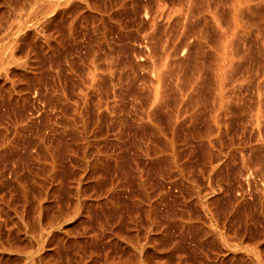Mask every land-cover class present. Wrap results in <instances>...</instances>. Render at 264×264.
<instances>
[{"label": "rangeland", "instance_id": "1", "mask_svg": "<svg viewBox=\"0 0 264 264\" xmlns=\"http://www.w3.org/2000/svg\"><path fill=\"white\" fill-rule=\"evenodd\" d=\"M63 1L58 3V6L60 8H62V9H65V6H66V9L68 10L67 6L70 3L68 4L66 0H63ZM94 1H96V0H94ZM100 1H103V2H100V3H105V0H100ZM159 2L162 5L165 6L164 7L165 9L166 8L170 9V10L173 9L174 11H175V8L178 5L177 4L178 0H159ZM63 3H66V4H63ZM107 3L109 4V6L107 5V7H114L115 8V5H114L112 0H110V1L108 0ZM92 4H93V1H92ZM101 5L103 7L105 6L103 4H101ZM70 6L71 5H69V10H70ZM92 6H94V5H92ZM262 6L260 7L261 9H260L259 15H262V13L264 14V12H262L264 10V8H263L264 6L263 7ZM81 7L82 6L79 5V3H76V6H74L75 9L72 10L73 13L71 11L69 12L70 16H73V15L75 16L76 14L78 15L79 12H77L76 10H78V9L81 10ZM2 8H4V5H3ZM75 11L77 13H74ZM7 13H9V12H7ZM65 15L67 17L69 16L68 13H66ZM70 16L68 17L69 19L67 17H63V18H65L64 20H63V18L57 19L58 21L59 20H61V21H59L60 23L58 21H55V23H53V25L57 28L55 30L52 29V27L53 28H55V27L50 24L48 26V28L50 27L48 31L49 32L52 31V32L49 33L48 31H46L48 34H45L46 32H44V33L42 32V31H45V29L47 30L48 28L47 27L43 28L45 26L41 27V30H42V28L44 29V30L41 31L42 35L45 34V36L48 37L49 35L52 36V33L54 34L56 32V36L54 34V36L48 37V40H47V39H45L47 37H44V36L42 37L41 34H40L41 37L39 36V33H41V32H40V29H38L39 32L37 33V35L40 38L39 42L37 44L35 42H32L31 46L33 45L32 46L33 48L32 47L31 48L30 47L20 48L21 50H19V52H18L19 53L18 57L19 56L20 57L23 56L21 58H24V59L28 58L29 59V60L27 59L28 62L33 60L32 63H33V66L35 67V71L37 72V76L36 77H32L31 76L30 78H27L26 83L28 82V89L31 90V95L29 93L30 97L28 96L26 104L25 105H21V104L20 105H12L10 103H1L0 104V141L2 140L1 139L2 137L4 138L6 136L5 140L6 139H7V141L10 140V143H11V144H9V142H8V144H9V147H8L9 152H7V153H10V154H6L5 153L6 155H8V157L6 155H4L5 157H3V154L1 155L2 157L0 156V196L2 197V198L0 197L1 198L0 199V203L1 202L3 203L4 200L7 201L6 203H3V204L0 205V210H1L0 214L3 212L4 213V214L2 213L3 216L5 214H6L5 215L6 217L8 216V219L6 220V217H3L2 214L0 215V222L5 219L4 220L5 222L4 221L1 222V224L3 223L4 227H2L3 225L0 224V229H1V232H2V233L0 232V235L3 234V236H4L3 238L6 237L5 238V242H3V240H4L3 238L0 239V241L2 240V242H0V248L3 249V250L0 249L1 250L0 251V256H1L0 257L1 258L0 261L1 260L5 261L4 259L7 258L6 261L4 262L5 264H13V263L16 264L17 261H18L17 264H20L21 262H23L21 264H54V263L55 264H69V263L70 264H75V263L77 264L78 262H79L78 264H129V262L131 261V257L133 256L132 262H130V264H134V263L143 264L146 259L148 261L146 260L145 262H147V263L149 262L148 264H150V263L153 264L152 262H155L156 264H159V263H157V262H159V260H160L161 264H166V263L167 264H177V263L181 264V263H183V261H184L183 264H264V166L262 165L264 163L261 162V160L264 161V148L262 147V145L264 146V136L263 135L262 136L259 135L260 134L259 129L257 130V128H258L257 126L258 125L255 126V123L257 124L256 117L253 116L254 115L253 111H254L255 107L252 106V105L256 106V104H257L256 100L258 99V97H257L258 95H256V94H258V89H257L258 85H256V83H257L256 80H258V82H260V80H261L262 84L264 85V83H263L264 82V49H263L264 48V45H263L264 41L263 42L261 41L262 43L260 42V40H264V37H263L264 35H261L262 33L264 34V32H263L264 31L263 30L264 29V18L262 19L263 23H262L261 20L258 21V23L260 22V24H258L257 25L258 27H256V29L257 28L258 29L257 30L255 29V31H257L258 33L259 32L261 33V34L259 33V35H260L261 38H263V39H258L260 37H259V35L256 32L255 35H257V38H255V39H257V40H254V42H256L255 43L256 45L254 44V46H255V49H256L255 51H257L258 49L259 50L257 52H255L250 57L251 59L253 58L252 59L253 61L249 60L250 58H248V60H246V61H249V62H246L247 64L245 63V65H249L250 64L251 65V66H249L250 70H249V68L246 69L247 68L246 66L243 69V70H245L246 75H247L248 72H250L249 73L250 74V78L248 76L249 74L247 76L243 74L244 77L246 76L244 78L243 75L241 74L242 72L240 73V75H242V78H241V76L239 74L238 75H239L240 78L238 76H236V77H238L236 79H240V81L242 83L244 81L243 79H246V82L248 84H245L246 83L245 81H244L245 82L244 84L248 85V86L246 87L242 83H241V85H242L241 86L239 84L240 81L236 80V83L241 86V87L238 86L239 88H237V89H239L241 91L235 90L234 88L232 89V95L233 96L235 94H237V95L234 96L233 101H232V102H234L233 103L234 105L231 102L232 106L229 104L230 108L228 107L230 110L227 108L228 111L224 112L225 114L227 113L226 117L224 116L225 115L224 113L221 116L222 118L220 120L223 119L224 121L223 120L220 121V131L219 132L217 131L216 133H214V135L213 134L212 135L210 134L209 136L206 135L207 136V138H206L205 134H207V132L204 133L205 132L204 131L203 132L204 134H203L202 131H201L203 126H204V124H205V121H204L205 118L202 116V117L198 118L196 122H195V120L193 122V120H191L190 116L189 117L187 116L188 118L185 117L189 121H186V119L184 117H182L180 119L181 121L185 120L184 122L176 120L175 117L172 115V111L176 107L175 104L173 103V107L175 106L174 108L171 105L170 107L166 106V107H164L162 109V111H164V112L166 111V112L165 113L162 112L164 115L162 114L163 116H160V117L163 118L165 115L166 116L168 115L167 117L166 116L164 117L165 119L164 118L162 119L160 117L157 118L158 119L157 122L159 124V127H160V129L163 130V132L159 133V134L158 133L156 134L159 137L157 136V137L154 138V136H156V135L152 134L153 137L150 138L151 133H148V132L144 133L143 131H141L142 128L140 129V127H139V128H137V130H134V129H136L135 127H137L140 124V120H139V123L136 124L138 122L137 120L140 119V114H139L140 113L139 112L140 109H139L138 105L140 104L141 107H142V104L145 103V97H144L145 95H144V93L147 95V93H148L147 89L149 88V85H150L149 81H151V76L149 75L150 71L148 70L149 69L148 63H147V61L145 62V60H147V59H145L144 56H142L141 52H139V51H142L141 50V46H139V43L136 40H134L133 38H130V39L129 38H127V39L124 38V39H122L123 36H121V40L119 42L118 39H120V36H119L120 34L116 33L117 31H116V29L114 30V28H113L114 26H110V28L112 27L111 29L109 28L110 31L108 29L106 41L108 42V40H109V42L108 43L104 42L105 38L104 39L102 38L103 40L100 39L99 35H100L101 32L98 33L103 27L100 25L102 27L101 28L98 25V23H97L98 28H101V29L97 30L98 29V28H96L97 25L95 27V24H94V22L96 23V20L94 18H93L94 20H92V16L91 15L90 16L88 15L90 19L88 17H86V18L83 17V18H85V20H82V21H84V22L86 21V24H84V22L79 23L82 18L81 17H80V19L78 18L79 19V20H77L78 22L77 23L75 22V24L77 26L76 27L73 26V29H72L71 28L72 26L69 27V25H71L69 22H72V21H69V20H71V18H74V16L73 17H70ZM5 18H7V14H6ZM5 18H3V19L5 20ZM3 19H2V23L5 24L6 20L3 22ZM67 19H68V21H67ZM165 19L163 18V19H161L162 21H160L163 25L167 24L166 21H168V20H167V18H165ZM88 20H91V22L94 21L93 24L90 21H88ZM164 21H165V23H164ZM259 28L261 29L260 31H259ZM71 31H72V33H71ZM111 31H115L113 33V35H109V32L112 34ZM97 34H99V35H97ZM57 35H58L59 38L57 37ZM53 37H57L58 40L61 39L60 42L58 41L60 45L58 44V46H57L58 42L57 41H53L54 39H56V38L53 39ZM49 39H50V42H52V41L54 43L56 42V45H55L56 48L54 47L56 49L55 51L51 50V49L47 50L48 47H45V43H46V46H47V44L49 42L47 43V42H44L43 40L49 41ZM51 39H53V40H51ZM116 39L118 40L117 43H120L119 46L121 45L120 48H119V46H116V45H118L117 43H115L117 41ZM98 40H101V42L104 43V45L101 44L100 41H98ZM110 41L114 42V44L112 43L113 44L112 45L110 43ZM41 42H43L44 44H42ZM89 42H90V46H91L92 43H94V45L92 44V46L90 47V49L92 48L91 50H93L94 46H95L94 48L99 47V49H95V50L98 51V55L101 53L99 56L101 57L100 61L102 60L101 63L102 64L105 63V64H103V66H107L106 64L109 63V62H107L109 60V57H111L109 55H116V54L117 55L119 54V55L118 56L116 55V57L112 56L111 59H110L111 61H112V58H113V60H115V58L118 57L119 61L123 62V60H124V63L127 62L128 64L125 66L127 68H123V66L121 67L120 62L118 61L119 69H117V68H115V66L117 65V62L114 63L116 65L113 64L112 67H114V68H112V69H115V70L117 69V72L115 70H114L115 71L114 72L112 69H110L111 67L110 68L109 67H106V68L104 67V70H102L101 80H99V81H101L100 82V87H98L99 86V82H98V86H96V87L99 88V90L102 92V94L104 92L105 93L106 92L109 93L110 91H111L110 92L111 94L107 95V93H106V96L104 97V94H105L104 93L102 95L103 98H100L102 96L101 95H97L99 93V91L97 92L95 89L98 90V88L95 87V89H94L95 91L93 90L92 91L93 93L90 92L91 95H89V97H90L89 104L93 100L92 101L93 103L90 104L91 105L90 106V110H91L92 106H95V104H96V107H94L92 109H96V111H97V107H99V105L102 106L101 109L102 108L105 109V114L107 113L108 110H110V112L108 111L109 112L108 114H110V116H108V118L105 117V121H106V119L109 121L107 123H110V120H111V117H112L111 115H114L116 113L115 117L113 116L116 119L111 120V123H110V124H112L113 122H116V123H114V127L116 129H114V127L112 129V125H111L110 130L107 128L106 129L107 131H106V130H104L107 127L106 125L109 126L110 124H107L104 121V122L100 123L101 125L100 124H96V125L100 126V127H98V126H96L94 124V122L92 120H90L93 123L89 124L90 125V129H89V131L87 133V136H82L81 134L80 135L76 134L73 131V129L71 128V126L73 128L76 126V124L78 123L79 119L77 117V114H75V112H72L69 109H71V103L73 104V99H75V97H77V95H78L77 93L84 86L83 85V83H84L83 81L86 79L84 77H86V75H87V72L85 73L84 71L88 70V66H90L89 64H91V62L89 63V61L92 60V54H91L92 51H91V53H90V51H88V50H90V49H88V47H89L88 43ZM258 42H260L262 45H260V43H258ZM98 43H99V45H96ZM126 43H128L129 45L126 44ZM34 44H36V45H34ZM107 44H109L110 46L109 45L107 46ZM102 45H103V48H101ZM123 45H126V46H123ZM134 45H136L135 46L136 48L133 47ZM104 46L107 47V50L105 49ZM111 46L113 48L114 47L115 48L118 47L119 49L116 48V50L119 53H117V51L112 49ZM35 47H37V48H35ZM108 47H111V48H108ZM27 48L29 49L28 50L29 51L28 52L29 55L28 54H24V53L27 52L24 49H27ZM34 48L37 49V50H35ZM85 48H87V49H85ZM122 48H123V50L124 49L126 50V48H127V50H129V51L127 53H126L127 50L122 52L121 51ZM130 48L133 49L134 51L136 49V51L135 52L131 51ZM42 49H44V50H42ZM108 49L109 50L111 49L112 51L114 50L113 54L111 53L112 51L110 50L111 51L110 54L107 55V53H109ZM46 50L49 51V52H50V50L54 51V52H52V53L50 52L49 53ZM105 50L107 52V53H105V55L107 57H105V55H104ZM259 51H261L262 55L259 53ZM133 52L136 53V54H134L135 57L133 56ZM137 52H139V55L137 54ZM21 53H23L24 55L21 54ZM84 54H87V56H85ZM89 54H90V56H89ZM137 55L140 57V59H139V57ZM24 56H27V58L24 57ZM29 56H31V57H29ZM129 56L131 57V59H133V57H134V59H133L134 61H131V59H129L130 58ZM254 56H255V58H254ZM32 57L33 58L36 57L37 61H35L36 59H33ZM83 57L85 58L84 60L82 59ZM21 58H20V60H21ZM128 59L130 60L131 63L133 62V64H135V65L133 66V64H129L130 62H129ZM138 59L140 60V62L138 61ZM254 59H256V61H254ZM104 60H106V61H104ZM125 60H128V61H125ZM142 60L144 61V63L147 66L139 68L141 63L143 62ZM22 61L24 62L25 60L22 59ZM83 61L84 62H88V63H86V65H84ZM136 61L138 63H140V65L139 64L137 65ZM144 63H142L141 66H143ZM83 65L85 67L87 66V69L84 68ZM130 65H131V68H130ZM259 65H260V67H259ZM36 66L38 68H36ZM132 66H133L134 70L132 69ZM135 66L136 67L138 66V67L136 68ZM138 68H139V70L141 72L140 71L138 72ZM144 68H145V70H144ZM107 69H109L108 73L106 72ZM123 69H127V71L129 73L126 70H123ZM130 69H131V71H130ZM135 69H136L137 72L135 71ZM111 70H112V72H111ZM144 71L147 72V73H145V74H147V75H145L146 77L143 76V75H142L143 77L141 75H139V74L143 73ZM81 72L83 74L85 73L84 76H83V74H81ZM110 72H111V74H110ZM118 72H120V73L123 72V74H120ZM124 73H125L126 76L124 75ZM103 74H106V75L109 74L110 76L112 75V77L107 75V76H109V78L108 77L106 78V75H105L104 76L106 78L105 79V78H102ZM129 74L131 76L133 75L134 76L133 78L135 80L138 79V81H139L138 84L141 87L140 86H136L138 84H135V80L134 79L132 80L131 76H127ZM120 75H121V78H119ZM16 76L19 77L18 74ZM20 77H22L24 79V77L22 75ZM123 77H125V78H123ZM127 77H129V80H128ZM130 77H131V80H130ZM254 77H255V79H253ZM258 77L259 78L261 77L262 79L261 78L257 79ZM33 78H35V79H33ZM111 78H113L112 81L110 80ZM251 78L253 79L254 82L256 81V83H253L252 80L249 81ZM82 79H84V80L82 81ZM103 79H105V83H102L104 81ZM118 79H120V80L122 79L123 82H122V80L120 81ZM124 79H127V80L124 81ZM106 81H108V82L106 83ZM131 81H133V83H131ZM146 81H148L147 84L149 83L148 86L145 84ZM111 82H112V84H111ZM117 82L120 83V84H118ZM79 83H81L82 85L80 84V86H79ZM101 83H102V85H101ZM136 83H137V81H136ZM252 83H253V88L251 86ZM103 84H106L105 85L106 87H104ZM116 84L117 85H121V86H118L119 89H118V87L116 88L117 92L114 89V87L117 86ZM122 84L124 86H122ZM144 84L147 87L143 86ZM237 84L235 86H237ZM128 85H131V88L133 87L132 88L133 90ZM134 85L136 86V88L139 89V90L137 89V93H138V91H140L139 93L142 92L140 95L143 98H141V97L138 98L136 96V89L134 88L135 87ZM78 86H79V89L77 88ZM110 86H112L111 87L112 90L114 89L113 91L110 90ZM142 86H143V88L146 87V90H142L143 89ZM243 86H244V88H243ZM249 86H251V87H249ZM254 86L256 87L257 93H256L255 90H251V89H255ZM102 88H104V89H102ZM107 89H109V90H107ZM129 89L132 90V91H130ZM30 90H29V92H30ZM62 90H63V93H62ZM102 90H104V91H102ZM72 91L74 93H76V94H74ZM234 91H236V93ZM252 91H253V93H252ZM3 92L6 95V91L2 90V93ZM101 92H100V94H101ZM114 92H116L117 94H113ZM131 92H132V94H131ZM133 92H135V93H133ZM241 92H242V95L240 94ZM254 92L256 94H255V96L253 98L252 94H254ZM129 93H130V95H129ZM142 94H143V96H142ZM238 94L240 96L244 97V98H246V96H249V95L250 96L248 98L242 100L241 99L242 97L238 96ZM73 95H75V97ZM95 95L99 96L97 98L98 99L100 98V99L99 100L98 99L94 100V98H96ZM109 95L110 96L112 95L113 98L111 99ZM114 95H116V96H114ZM131 95H132V98H131ZM108 96H109L110 99H108ZM237 96L240 97V98H238ZM114 97H115V99H114ZM236 97H237L238 100L236 99ZM91 98H93V99H91ZM105 98H107L108 102L104 101V100H106ZM133 98H135V99L133 100ZM136 98H137V100L138 99L140 100V101L138 100L139 103H137V104H136V102H137ZM101 99H103L102 102L104 101L107 104L110 102L109 100H112V101H111L110 104H108V106H107V104L105 106V104L102 105V102L100 104L99 101ZM253 99L254 100L256 99L255 102H254ZM69 100H71V101H69ZM75 100H74V103H75ZM141 100H142V102H141ZM245 100H248L249 101L248 103H250V104H251V102H253L251 105L250 104L249 105L251 107H253L254 109L253 108L250 109L251 107L248 108V104H246L247 101H245ZM250 100H253V101H250ZM68 101H69V103H66ZM95 101H98L99 104L97 102H95ZM240 101H241L242 105H241ZM119 102H120V104L118 105V108H117L116 106H117V104ZM132 102L135 103V106L136 105L137 106L135 107ZM121 103H122V106H121ZM67 104L68 105L70 104V106H68ZM245 104L247 105V107L244 108L243 106ZM239 105H241V106H239ZM113 106H114V112L115 113L111 112V111H113V109L111 108ZM124 106H126V107H124ZM68 107H69V109H68ZM105 107H110V109L109 108H105ZM167 107L170 110V112L167 111L168 110ZM171 107H172V109H171ZM206 107L207 106L205 104L203 106H201V108H200V110L202 109L201 112H203V113L208 112L207 109L209 110V108L207 107V109H206ZM235 107H238V109H236ZM125 108H127L126 111H125ZM122 109H124V110H122ZM136 109H138L137 112H139L138 113L139 117H138V114L135 113ZM246 110L248 111V113H247ZM68 111H69L70 114H71V112L73 113V117L76 115L75 119H73L71 117L72 114L70 115L69 113H67ZM93 111L94 110H91L90 112H93ZM119 111H121V112H119ZM230 111L232 112V115H231ZM117 112H118V114H117ZM119 113H120V116H121V113H122V115H124V113L127 114V115H125L126 119H127V121L130 120V122L128 121L127 124H126L125 116H124V118H123V116H121L120 118H117ZM166 113H168V114H166ZM228 113H230V114H228ZM249 113H250V115H249ZM67 114H69L70 116H67V119H65L66 118L65 116ZM251 114L254 117V119L251 116ZM170 115L172 117H174V118H172ZM248 115L250 116L249 117L250 119L247 117ZM127 116H128V118H127ZM68 117H70L69 119H72V120L70 121L68 119ZM122 118H123V120H121ZM136 118H138V119H136ZM168 118L171 120V122L169 120H166ZM203 118H204V120H203ZM134 119H136L137 122ZM157 119H155V122H154L155 124H156V120ZM173 119H175L176 123L174 122ZM66 120L71 122L70 125H69L70 127L68 126L67 129L70 128L71 130H69V131L72 134L75 133L76 135L75 134L74 135L76 136V138H77V135H78V137H80V136H82V138L85 137V139L83 138L85 145L89 141L88 138L91 137L90 138L91 142L94 140V143H90V141L88 142L89 143L88 144V147H89L88 150L89 151L87 153H89L91 151L90 153L91 154L93 153L92 155L91 154L90 155L86 154V156L84 157L85 151H84V148H81L82 147V143H83V142L81 143V141L83 139L79 140V139H81V137H80L79 139L77 138L79 140V141H77L75 136L72 135L71 133H69V131L66 129V126L69 123H68V121H67V123H65ZM74 120H76L77 122L73 123ZM116 120L118 121V124L121 123L120 124L121 126L117 124ZM207 120H209V121L206 122V123H209L210 119H206V121ZM119 121H122V122H119ZM161 121H163V122H161ZM166 121L170 122L169 126L171 124L172 128L170 127L168 129L166 127L168 125V122H166ZM253 121H255V123H253ZM251 122H252V124H251ZM104 123H105V126H104ZM161 123L163 125L164 124L165 125L163 126ZM173 123H175V124L173 125ZM181 123H183V124H181ZM194 123L196 125V128L194 126ZM63 124L65 125V127H64ZM79 124H80V122L78 123V125ZM115 124H117L118 126L115 125ZM150 124H152V123H150ZM155 124H152V126L154 125V127L156 128V126H158V124L156 126H155ZM263 124L264 123H262V125ZM124 125L126 127H124L122 129V127ZM206 125H208V124H206ZM209 125H211V122H210ZM253 125L255 126L254 127L255 129L252 127ZM62 126L64 127L65 130L63 129ZM116 126L118 128H120V127L121 128L118 131H115V130H117ZM161 126H163L164 128L161 127ZM175 126H177V127L174 128ZM97 127H98V129H97ZM261 127H262L261 131L264 134V131H263L264 125L261 126ZM100 128H103V131L100 130ZM204 128H206V127L204 126ZM139 129H140L141 132L139 131ZM164 129H167V131L164 130ZM170 129H171V132H170ZM174 129H175V131H174ZM177 129H179V130L177 131ZM92 130L94 132L98 131L97 133H95L97 135L92 134V136H96L95 138L90 136L91 133H94V132H92ZM62 131H65V134L62 133ZM176 131H177V134H176ZM200 132H201V134L204 135L205 138L204 137L203 138L200 137V135H201ZM220 132L221 133L223 132V133L220 134ZM57 133H59V134H57ZM165 133L166 134L169 133V135L165 136ZM197 133H199V134H197ZM161 134H162V136H161ZM257 134H258V136H260L259 139H262V137H263V139H262L263 143H262L261 140L259 141V139L257 137ZM1 135H2V137H1ZM216 135L217 136L220 135V136L214 138V136H216ZM56 136H58L59 139L61 138L60 140H63V141L67 137L66 138L67 140L65 139V141H66L65 145H66L67 148L64 145L62 149L63 150H64V148H66V149L64 151L62 150V152H61V150L59 151V149H54V147L60 141V140L59 141L57 140L58 137H56ZM147 136H149L148 138H150V140L147 138ZM171 136H174V137H171ZM168 137H169V139H168ZM69 138L70 139L72 138L71 139L72 140L71 143H70L71 140ZM73 138L76 141L73 140ZM44 139L47 140V141L45 142ZM86 139H87V141H86ZM204 139H206V140L203 141ZM208 139L217 140V142L216 141L214 142L216 144V146H215V144H213V141H212V145H208V142H207ZM37 140H38V142L36 143L35 141H37ZM68 140H70L69 143H68ZM164 140H165V143H164ZM167 140H169V142ZM43 142H45L44 144L47 143L45 145V147L42 146ZM77 142H80L81 144L79 143V145H78ZM171 142H173V146L171 145L172 144ZM203 142L207 143V145L206 144L204 145ZM30 143H32L31 145L35 144V145H33L34 149H32L33 147L32 148L29 147V146H31ZM67 143H68V145H70V147L67 145ZM74 143H77V146H75ZM166 143L170 144V146L168 144L167 145L170 148L173 147L175 150H173V148L170 150V148L167 145H165ZM36 145L39 146L37 149H35ZM73 145L76 148L73 147ZM85 145L83 144V146H85ZM164 145L166 146V148H165ZM52 146H54V147H52ZM78 146H80L81 150H77ZM96 146L98 148H100L105 154L102 151L98 152L100 149L96 150V153L98 152L96 154L95 153V149H98ZM145 146H147V147H145ZM175 146H177V147H175ZM209 146L211 148H209ZM11 147H12V149H11ZM47 147L53 148L54 150L53 149L50 150V148H48V151H49V153H48V151L46 149ZM68 147L70 148V150H72L74 148L76 150H72L73 152H71ZM71 147H72V149H71ZM39 148H40V150H39ZM162 148H163V150H165V149L166 150L163 151V150H161ZM205 148L206 149L209 148L208 150H210V151H207ZM212 148H213L214 152L212 151ZM82 149H83V151H82ZM44 150L48 154L45 153ZM67 150H69V151H67ZM92 150H93V152H92ZM169 150H170V152H172V150H173V153H170ZM37 151H40L41 153L40 152L38 153ZM55 151H56L55 160H53L52 159L53 155H54L53 153ZM57 151H59V152H57ZM66 151H67V153L71 152V154L73 155L72 157H74V158L76 157V158L73 159L71 157V154L70 153L67 154ZM79 151H80V153H79ZM157 151H158L159 155L157 154ZM50 152L53 154L52 156H51ZM60 152H61V154L63 152L65 154L60 155L59 154ZM164 152H165V154H167V153L168 154L165 156ZM212 152H213V154L214 153L215 154L213 155ZM161 153L164 154V157H162ZM222 153H223V155H222ZM44 154L46 155V157H45ZM79 154H82V155H79ZM98 154H99V156H98ZM205 154L211 155V158H209L210 156L208 157L209 161L207 159H205L208 156V155H205ZM217 154L218 155L220 154L221 156H223V157L225 156V157L224 158L223 157H219ZM224 154H226V155H224ZM9 155H11V156H9ZM67 155L68 156L70 155V156L67 157ZM87 155L90 157V159H88L89 157L87 158ZM100 155L101 156L103 155V157H105V156H107V157H105L104 160H103L102 159L103 157H101ZM156 155H158V156L161 155V158L158 159V157H156ZM82 156H83L84 159L82 158ZM112 156H114V157H112ZM167 156H170V157H167ZM204 156H205V158H204ZM216 156H218L220 158V161H219L218 157L216 158ZM258 156H260L259 157V161L260 162L258 161ZM39 157H40V159L42 158L41 161H39L40 160ZM60 157H61V160H60ZM93 157H94V159H93ZM111 157H112V160H111ZM44 158L47 159L46 160V162L48 161L47 164H46ZM50 158L52 159V161L50 160ZM70 158H71V160H70ZM91 158L93 160H91ZM108 158L111 160V162L108 161ZM163 158L166 159L167 161L164 160ZM176 158H178V159L176 160ZM212 158H216V161H214V159H212ZM56 159H57V162H56ZM72 159L74 161L76 160V163ZM78 159H80L79 161L82 162L81 163L82 165L84 164L83 161H85L86 165L84 164L82 166L81 164H79L80 162H78ZM95 159H97L96 160L97 162H94ZM113 159H117V160H119V162L118 163L116 162L117 163L116 164L115 161H117V160H113ZM170 159H171V162L169 161ZM172 159H173V161H172ZM49 160L51 161V163H53V162L55 163L56 162L58 164V162H59V166H57V164L55 165L56 166V171H55L56 175L54 173V177L57 178V176H59L57 179L55 178V180H54L53 176L52 177L50 176V172L48 171V168H49L48 166L51 164ZM100 160H102V161H100ZM38 161H39V163H38ZM72 161H73V164H71ZM106 161H108L109 163L106 162ZM177 161H179V162L177 163ZM42 162L44 164L43 166H42ZM102 162L106 163V165L104 163H102ZM210 162H212V163L214 162V164L216 165V168H213L215 170H213L212 168H211L212 170L211 169L208 170V168L211 167L209 165H214V164H212ZM258 162L261 163V165H259ZM74 163L76 164V167L79 164L78 165L79 167L76 168ZM89 163H92L94 165V167L92 166V164H89ZM169 163L170 164L172 163L171 165H174V166L171 167V165H169ZM175 163H176L177 166H178V164H180V165L177 167V166H175ZM97 164L101 165V166L99 165L100 168H99V166ZM112 164H114V165L112 166ZM118 164L119 165L122 164V165L119 166L121 168H119L117 166ZM72 165L74 166V168H73ZM90 165L92 167H90ZM104 165L107 166V167H105ZM109 165H110L111 168L109 167ZM220 165H221V167H220ZM44 166L45 167L47 166L48 168H44ZM82 167H84V168H82ZM85 167L87 168V170L85 169ZM173 167H174V169H173ZM75 168H76V171L74 170L75 171L74 172L73 169H75ZM79 168H81V169H79ZM92 168H94V170H91ZM95 168H97V169L99 168V169L97 170ZM83 170L85 172H83ZM89 170H91V171L89 172ZM176 170L178 171V173L179 172L183 173L181 175L185 178L186 183L182 184V183H180V181H178V175H175L176 174L175 172H177ZM41 171H43V173L45 171V174H43ZM172 171H173V173H171ZM38 172H41V173H38ZM47 172H49V174ZM75 173L76 174L79 173V174L76 175ZM90 173H92L94 176L92 174H90ZM95 174H97V175L99 174L100 176L99 175L97 176ZM172 174H174V175H172ZM86 175L87 176L91 175V176H90V178L89 177L87 178ZM141 175H142L143 178H139V177H141ZM184 175H186V176H184ZM17 176H18V178H19V180L21 182H16V180L19 181L16 178ZM80 176H81V178H79ZM95 176H96V178H95ZM172 176H174L175 178L172 177ZM36 177H38V178H36ZM41 178H42V181H41ZM47 178H48V180H47ZM138 179L139 180L142 179L140 181V182H142L141 186H143L141 191L143 190L142 192H144V194H146V192H147V194H146L147 197H145L146 195H142L143 193L140 191L141 186H140V183H139ZM143 180H145L147 184ZM47 181H48V183H47ZM96 181H98V182H96ZM40 182H41V184L45 183V185L46 184H48V185L51 184V185H49V187H51V188H49V187L47 188V185L45 187L44 184L41 186ZM53 182H55L56 184H54ZM59 182H61V183H59ZM91 182H92V185H90ZM93 182H94V184H93ZM18 183H20L19 185L20 186L22 185L23 187L25 186V183H26L25 187H29L30 186L29 189L26 188V189H28V191L25 189V187L22 189L25 193H27V192H29V193L25 194L23 191L21 192L20 188L22 186L21 187L18 186L17 185ZM21 183H23V184H21ZM67 183L68 184L71 183V185L70 184L68 185ZM72 183H76V186L78 185V183H80L81 187L82 186L84 187L85 185H87L88 187L86 186L83 189L81 188V194H82L81 198L83 200H86L87 202L91 198L90 202H88V203L86 202V205H85V201H82V205L83 206L81 205L82 207H80V208H82V209H80L81 213H76V214L70 213L69 216H71V215L72 216H71V218L69 217L68 220H67L68 215H66L67 217L64 216V218H63L64 221H66V222L69 221L68 222L69 225L70 224L74 225L73 223L75 222V224H76V221H78L77 224H76L77 226L75 225L76 229L77 228L78 229L76 230L73 227V228H69V230H67V231L62 230V233H61L60 236H57L56 238L52 237V240H51V238H46L45 237V239L43 238L42 241H41L40 238H39L40 237V233L39 234L37 233V231L40 232V229L38 228L39 226H37V229H39V230H36L35 234H34L33 231L30 230L33 227L32 223H34L33 222L34 218L30 217V215H29L30 212H31V215L33 216L34 212H35L34 211L35 208L33 209V207H35L37 201L41 200L39 198L41 195L43 196L42 201L44 203L47 201L48 203L46 202V205L50 204V207H48V209L46 208L47 209L46 210L47 214L50 212L49 214L53 215V213L55 214V212H57V211L59 212V208L61 210H63L64 208L62 207V205L63 206H65L66 204L69 205L68 202H70V203L72 202L73 203L72 199L74 198L73 194H75L74 191H75L76 186L73 184L75 187H73V188L70 187V186H72ZM82 183H83V185H82ZM144 184L147 185L146 187L150 191L145 188ZM189 184L192 185V186H190ZM193 184H194V187H193ZM38 185H40L41 187L38 186ZM93 185H94V188L92 187ZM188 185H189V188L187 187ZM111 186H112V190L114 189L116 191V192H114L115 194H112V193L108 194V192H109L108 191L109 190L108 187L110 188V192L114 191V190L113 191L111 190ZM39 187H40L41 190H43L42 193L44 192L45 197H44V194L39 192L40 191ZM42 187H44V189ZM66 188H69V189H66ZM92 188L95 189V191L92 190ZM191 188H193L192 191H190ZM195 188H196V191L200 194V195L199 194L197 195L198 197L194 196L195 194H197V193H194L195 192ZM18 190H20V191H18ZM35 190H37V191H35ZM144 190H148V191L145 192ZM33 191H35V192L33 193ZM47 191H48V194L51 193L50 194L51 197L52 196H54V197L50 198L49 195L47 194ZM71 191H73V194H72ZM83 191H84V193L85 192H87V193L89 192V195L90 194L92 195L94 193V194H98V196L97 195H92V196L90 195V197H88L89 195L88 194L85 195L86 193L84 194ZM19 192H21V193H19ZM38 192L41 193V194H39ZM52 192H54L55 194L52 193ZM56 192H57V194H56ZM98 192L101 194V196H100V194ZM148 192L150 194H148ZM190 192H191V195H190ZM9 193H10V195H9ZM193 193H194V195H193ZM6 194H7V196H5V197L9 196L8 199L3 197ZM22 194H24V195H22ZM38 194L40 196H38ZM52 194H54V195H52ZM58 194H60L59 195L60 198H58L59 197ZM68 194L69 195L72 194V195L69 196ZM139 194H140V196H139ZM11 195H14V196H11ZM26 195H28V196H26ZM56 195H57V198H55ZM65 195L67 196L68 199L65 197ZM150 195L154 199L150 198ZM19 196H21V197H19ZM22 196H25L24 199H26V198L27 199L24 200ZM42 196H41V198H42ZM84 196H87L89 199H87V197H84ZM96 196L99 197L98 200H97ZM214 196L216 197L215 200H214V198H215ZM29 197H30V199H29ZM37 197L39 199H37ZM93 197L95 198V201L93 200V202H91L92 199H94ZM100 197L101 198L103 197V199H101ZM107 197L111 198L113 201L111 199L107 198ZM138 197H139V199L142 197L141 198L142 202H141V200L138 199ZM205 197L206 198H209V197L211 198L210 199L211 200L210 201L211 202V205H210L211 207L209 206V208L211 210H209L208 207H205V209L203 207V206H206V201L207 200L205 199ZM195 198L200 199V201L197 200V204L198 205L197 204L195 205V203H196V200H194ZM202 198H203V200H202ZM2 199H3V201H2ZM9 199H10V201H9ZM12 199H14V200H12ZM20 199L22 201L24 200L23 205H24L25 208L22 205V201L20 202ZM28 199L29 200L32 199V200L29 202ZM61 199H62V203L63 204L60 203ZM65 199L67 200V203H65V205H64V202H66ZM70 199H71V201H69ZM11 200H12V202H11ZM55 200H57V201H55ZM110 200H111V202H110ZM143 200H144V202H143ZM154 200L155 201L157 200L158 203H156ZM191 200H194L193 203H191ZM13 201H14V203H16V205L13 204ZM104 201H106L105 202L106 205L104 204ZM108 201H109L110 204L108 203ZM137 201L138 202L140 201L139 202L140 205L142 203V205H141L142 207H139L140 205L137 204ZM145 201H147V203ZM148 201H149V204L152 203V201L154 202V204L155 203L157 204L156 206L158 208L155 206V210L157 212L155 210L154 211L156 213H158V214H155V212L153 213L154 215L157 216V217L155 216L156 217L155 221L153 219L155 217L150 216L149 213H147ZM31 202H33L34 204L31 203ZM101 202H103V203H101ZM203 202H204V204H203ZM24 203L29 205V206L33 204L34 206L32 205L33 207H31V206L29 207V206L25 205ZM93 203H95L96 205L94 204L95 205L94 206ZM100 203H101L102 206H100ZM10 204H11V207H9ZM88 204H89V206L87 207ZM98 204H99V206H98ZM90 205H91V207L92 206L95 207V209H93V207L91 209ZM144 205H145L146 208L144 207ZM199 205L200 206L203 205V206H201L202 209L200 208ZM232 205L234 206L233 208H232ZM3 206H4V208L5 207L6 208L4 209ZM14 206H16L17 208L19 207L18 209H22L21 212H23V214L21 212H20L21 214L20 213L17 214V212H16V214L14 215L13 214V211H14L13 208L15 209V211L17 209ZM51 206H56L57 209L56 208L54 209ZM59 206H61L62 208L59 207ZM7 207H9V208H7ZM67 207H65V211L67 210L66 209ZM86 207H87L88 210L85 209ZM96 207H98V208H96ZM26 208L27 209L29 208V210H27ZM31 208H32V210H31ZM198 208H200V211L198 210ZM212 208H214V210H212ZM6 209H9L11 211L7 210V213H6V211L4 212V210H6ZM18 209H17V211H20ZM49 209H51L52 211L50 210L48 212ZM83 209H85V210H83ZM89 209H91V211ZM135 209H137L138 211H136ZM215 209L217 210L218 214H217ZM15 211H14V213H15ZM27 211H30V212L28 213ZM204 211H205V213H204ZM212 211H214V213L211 214ZM132 212L135 213L136 215L133 214ZM138 212H140L141 218H139L140 215H139ZM141 213H143V214H141ZM199 213H201L202 215L199 214ZM49 214H48V216H49ZM78 214H79V216H78ZM197 214L201 215L200 217L198 216V219L200 218L201 220L197 219ZM206 214L208 215V217H206L207 216ZM213 214L214 215L216 214L217 216L215 215L216 217H214ZM19 215H21V218H20ZM89 215H91L90 218H89ZM134 215L136 216L135 218L137 220L139 218L140 221H137L136 219L131 218V216L134 217ZM203 215L204 216L206 215V216L204 217ZM212 215H213V217H211ZM10 216L13 219H11ZM74 216H75V218H74ZM80 216L82 218L84 216L85 218H83V220H82L80 218ZM143 217H145V218H143ZM151 217H153V218L151 219ZM14 218H15V220H14ZM208 218H210V219H208ZM16 219H17V221H18V219L20 221L17 222ZM24 219H27L28 222H26L27 220L24 221ZM63 219L60 218L61 222H63ZM71 219H73L74 222ZM79 219L81 220L80 222H79ZM85 219H88V220L85 221ZM144 219H146V220H144ZM150 219L154 222V226L151 229L149 227V224H146V223H148L147 221H149V223H150ZM226 219L229 220V221H225ZM13 220L15 222H13ZM141 220L144 221V222L146 221V223H144V222H143L144 224L140 223V222H142ZM100 221L104 222L105 224L101 223ZM110 221L111 222L113 221L112 225L115 224L114 226L111 225V228L109 227L110 226L109 223H111ZM129 221H133V222L130 223ZM158 221L161 222L160 225H159ZM19 222L20 223L24 222V223H22V225L24 224L23 225L24 227L21 226V224ZM190 222H191V225L193 223V227L190 225ZM201 222H203V223L200 225ZM13 223L14 224L16 223V225H14ZM27 223H29V224H27ZM80 223H81V225H80ZM139 223H140V225L143 224V225H141L142 229H141V226L139 225ZM195 223H198V224L196 225ZM207 223H208V225H206ZM30 224H32V227L30 226ZM85 224H87V226ZM99 224H100V226H99ZM102 224H104L105 227ZM106 224H108L109 226L106 225ZM129 224H131L130 228H128V226H126V225H129ZM162 224H163L164 227L162 226ZM194 224L196 226H194ZM209 224H210V227H208ZM18 225H20L21 227H19ZM27 225H28V227H27ZM72 225H70V226L72 227ZM79 225L80 226L84 225L83 227L86 228V233H85V231H83V229H84L83 227H78ZM10 226H13V228L12 227L10 228ZM15 226L17 228L14 229ZM106 226H107V228L108 227L110 228V231L108 230L109 228L106 231H104L106 229ZM117 226H119V228L121 227V229H118ZM132 226H134L136 229H134ZM144 226H147V228H145ZM202 226H204V227H202ZM100 227L101 228L103 227L104 230H103V228L101 230ZM126 227L128 229H125ZM148 227H149V229H148ZM158 227H160V228L157 230ZM161 227H162L163 231L161 230ZM201 227H202L203 230L200 229ZM80 228H83V229L81 230ZM208 228H209L210 231L212 229L213 230L211 232H209ZM19 229H21V230L24 229V231L22 230V232H21V230L19 231ZM130 229H132V230H130ZM152 229H153V231H152ZM204 229H207V230H204ZM70 230L73 233L76 231L75 234H78V235L77 236L75 234L73 235ZM88 230H89L90 234L87 232ZM116 230H117V232H116ZM118 230H119L120 233L118 232ZM127 230L131 231L132 233H130V232L128 233ZM143 230L144 231L146 230L145 232H147V234ZM11 231H14V232H11ZM25 231L28 234L27 233L25 234ZM81 231L84 233V235H83V233H81ZM142 231L144 233V236L140 235V233L143 234ZM10 232H11V236H9ZM121 232L124 233L123 236L125 235V237H123L122 235H119V234H122ZM133 232H136V233L132 237L131 235L133 234ZM155 232H156V234H155ZM202 232L205 235H207L206 233H208L209 235L208 236H203ZM215 232H216V234H215ZM23 233H24V235H23ZM30 233H32V234H30ZM79 233H81L83 236L81 234L79 235ZM87 233L89 235H87V237H86ZM103 233H105L106 235L108 233H110L113 237H111V235H107L106 236ZM149 233H150V235H151V233L153 235H155L152 238L154 239V241H157L158 244L156 246L159 247L160 245L163 244L162 245L163 248L162 247L155 248L156 247L155 246L156 242L154 243L152 238H150V242L147 240L149 238H147V239L145 238V236H148ZM159 233L161 235L163 233L164 234L160 237ZM14 234H16L19 239L16 238L17 236L14 235ZM37 234H38V237L36 236ZM113 234H115L116 236L113 235ZM212 234H213V236H212ZM214 234H215V236H214ZM71 235H73V236H71ZM128 235H129V237H127ZM135 235H136V237H135ZM157 235H158V237H157L158 239L156 238ZM22 236H24L25 239ZM88 236L90 237V239H86L85 240L83 238V237L88 238ZM140 236L142 238H140ZM163 236H164V238H163ZM209 236H210V238H208ZM216 236L218 237V239L220 238L221 241L219 240L217 242L216 241L217 238H215ZM1 237L2 236H0V238ZM13 237H14V239H12ZM33 237L36 238V239H34ZM130 237L131 238H134V237L138 238V239H132V241L134 240L132 243H134L136 240H137L136 242H138V243H136V242L134 243L135 247L133 245H131L132 244V243H130L131 241L129 242V240H131ZM154 237L157 240H155ZM159 237L161 238L162 241L159 240ZM221 237H222V239H221ZM7 238H8V240H7ZM32 238H33V240H32ZM38 238H39V240H38ZM80 238L82 240H80ZM111 238L112 239L114 238L113 241L114 240H116V241H114V242L111 241ZM115 238H117V239H115ZM120 238H121L123 244H122ZM143 238H145V241H144ZM213 238H215V239H213ZM11 239H12V241H11ZM83 239H84V241H83ZM142 239H143V242L141 243ZM211 239H213V241ZM223 239L224 240L226 239V240L224 241ZM227 239L230 240L229 245H227V246L225 245L227 248L230 249V251L227 252L228 254L225 253V251H224V250H227V249L223 248L225 242L228 241ZM13 240H14V242H13ZM118 240H119V244H118ZM126 240H127V242H126ZM21 241H22V243L24 242L23 243L24 245L22 243H20ZM64 241L66 243H68L69 245L68 244L65 245L66 243ZM147 241L150 243L149 245H147L148 244ZM210 241H211V243H210ZM223 241H224V243H223ZM6 242H7V244L10 243L9 246L7 245L9 248H7ZM11 242L12 243H17V244H12ZM49 242H52L53 244L50 243L48 245L47 243H49ZM54 242L57 243V244H55ZM214 242H217L218 245L217 244H213ZM221 242H222V244L220 245ZM2 243H4V244H2ZM115 243H117L118 245L115 244ZM124 243H125V245H124ZM140 243H141V246H140ZM173 243H174L175 246H172ZM39 244H41V246L43 245V247H41ZM62 244H64L63 245L64 246V250H63ZM128 244H129V246L131 245L130 246L131 249L128 247ZM227 244H228V242H227ZM31 245H33L34 247L31 246ZM57 245H59V246H57ZM78 245H82V246L80 247ZM219 245H220L221 248H219ZM231 245H233V246H231ZM29 246H31V247L29 248ZM234 246H235V248H234ZM12 247L14 249H16V250L14 251V249ZM18 247H20V249ZM118 247L119 248L123 247V248H121L122 250L124 249V251H125V249H127L128 251L126 250L125 254H123L124 251H121V249H119ZM132 247L134 249H132ZM141 247H144L143 248L144 251H143V249ZM152 247H153V249H152ZM217 248H219L220 251ZM5 249L6 250L9 249V250L6 251ZM48 249H49V251H48ZM51 249H53L54 251L51 250ZM80 249H82V250L80 251ZM145 249H147V250H145ZM163 249H168V250L164 251ZM221 249L222 250L224 249L223 250L224 253L221 251ZM10 250H11V252H10ZM30 250H32V251H30ZM78 250H79V252H78ZM129 250L130 251L132 250V252L134 251V254L132 253L131 256H128L129 253H130ZM149 250L151 252L153 251L152 252L153 254L150 253ZM217 250L219 252H217ZM34 251H36V252H34ZM57 251L59 253H57ZM135 251L136 252L138 251L139 253L138 252L136 253ZM146 251H147V253L149 251V253L147 254ZM168 251H169V253H168ZM5 252L7 254L9 253L8 254L9 256H7L6 258H5V256L7 254H5ZM144 252L147 255H145ZM220 252H221V254H220ZM17 253H19V254L17 255ZM140 253H141V255H140ZM154 253L156 254V257H152V255L153 256L155 255ZM239 253L241 255H238ZM13 254L17 255V256H14ZM33 254H35L36 256L33 255ZM57 254L58 255L60 254L61 259H60L59 256H57ZM121 254L123 256L126 255V257L128 259L130 258V260H128L126 257H123ZM157 254L159 255V257H157L158 256ZM217 254L219 255V257L217 256ZM242 254H244V255H242ZM144 255H145V257H144ZM148 255H150V258L152 257V259L153 258L154 259L153 260L150 259L149 257H147ZM164 255L167 256V257H165L167 259V261L163 257ZM179 255H182V256H179ZM220 255H221L222 258L220 257ZM235 255H237V256L235 257ZM11 256L12 257L14 256L13 259H12ZM120 256L125 258V260H123V262H122L123 258H121ZM223 256H224V258L226 256H228L229 258H225V261H223L224 260ZM2 257L4 259H2ZM52 257H55V259L52 258ZM58 257H59V259H56ZM137 257H139V259H137V260H140V261H135L133 263V260L136 259ZM160 257H163V258H160ZM177 257H179V258H177ZM17 258H19V259L15 262V259H17ZM81 258H83V259H81ZM155 258H159L158 260L156 259L157 262L155 261ZM161 259H164L163 262H161L162 261ZM180 259L182 260V262H181ZM55 260H58V261L56 262ZM70 260H72V261H70ZM2 261L0 262V264L1 263L4 264ZM12 261H14V262L12 263ZM164 261H166V262H164ZM125 262H128V263H125ZM144 264H146V263H144Z\"/></svg>", "mask_w": 264, "mask_h": 264}, {"label": "bare ground", "instance_id": "2", "mask_svg": "<svg viewBox=\"0 0 264 264\" xmlns=\"http://www.w3.org/2000/svg\"><path fill=\"white\" fill-rule=\"evenodd\" d=\"M61 1H63V0H0V104L1 103H10V104H12V105H25L26 104V102H27V99H28V96H29V93H30V95H31V90L30 89H28V82L26 83V81H27V78H30L31 76L32 77H36L37 76V72L35 71V67L33 66V63H32V61H29L28 62V58H27V56H24V57H26L27 59H24V58H21V57H23V56H19L18 57V52H19V50H21L20 48H24V47H32L31 46V43L32 42H35L36 44L39 42V40H40V38H39V36L41 37V35H42V32L44 33V32H46V31H48L49 30V28H48V26L51 24L52 26H54L53 25V23H55V21H58L57 19H61V18H63V17H67L65 14L66 13H68L69 14V16H70V11L72 12V10L73 9H75L74 8V6H76V3H79V5H81L82 7H81V10H76L77 12H79L78 13V15L76 14L75 16H74V18H71V20H69V21H72V22H69L71 25H69V27L70 26H72L71 28L73 29V26H77L76 24H75V22L77 23L78 21L77 20H79L80 19V17L82 18L81 19V21L79 22V23H81V22H84V21H82V20H85V18L86 17H88L89 18V16L91 15L92 16V20H96V23L94 22V21H92L91 22V20H88V21H90L92 24H93V22H94V24H95V27H96V25H97V23H98V25L102 28H98V25H97V27L96 28H98L97 30H99V29H101L98 33H100V35L99 34H97V35H99V37H100V39H104L105 38V41L104 42H106V43H108L109 42V40H108V42L106 41V37H107V33H108V29L110 28V26H114L113 28H114V30L116 29V33H119L120 35V39H118L119 40V42H120V40H121V36H123V38L122 39H127V38H133L134 40H136L138 43H139V46H141V50L142 51H139V52H141V54H142V56H144V58L145 59H147V60H145V62L147 61V63H148V67H149V71H150V73H149V75L151 76V81H149L150 82V85H149V88L147 89V91H148V93H147V95L144 93V97H145V103H143L142 104V107H141V105L139 104L138 106H139V109L141 110H139V112H137L138 111V109H136V111H135V113H139L140 114V119H138V118H136V119H138L137 121H136V119H134L137 123L136 124H138L139 123V120H140V126L138 125L137 127H135L136 129H134V130H137V128H139L140 127V129L142 128V130L141 131H143L144 133H151V136H150V138L151 137H153L152 136V134H154V135H156L157 133L159 134V133H162L163 132V130L162 129H160V127H159V124H158V119L157 118H159L160 116H163L164 114L163 113H165L164 111H162V109L164 108V107H166V106H168V107H170L171 105H172V107H173V103L175 104V108H174V110L172 111V115L175 117V119L176 120H179V121H181L180 119L182 118V117H189L190 116V118H191V120H193V122H194V120H195V122L197 121V119L198 118H200V117H204L205 118V120H204V118H203V120L205 121V124H204V126L206 127V128H204V126H203V128H202V133L204 132V133H206L207 132V134H205V136L207 135V136H209L210 134L212 135H214V133H216L217 131L219 132L220 131V121H222V120H220L222 117V114L225 112V111H228L227 110V108L229 107V104L232 106V104L234 103V102H232L233 101V98H234V96L235 95H237V94H235L234 96L232 95V89L234 88L235 90H239V89H237V88H239L238 86H240L241 85V81H240V79H236V78H238L239 77V75H240V73L243 75H246V73H245V70H243L244 68H245V66L247 67L246 69H248L249 68V70H250V67L249 66H251L250 64L249 65H245V63L246 62H249V61H246V60H248V58H250L255 52H257V51H255L256 49H255V46H254V44L256 43V42H254V40H257V39H255V38H257V35H255L256 34V32L257 31H255V29H256V27H258L257 25L258 24H260V22L258 23V21H262V19L264 18V14L262 13V15H259V12H260V7L263 5L264 6V0H178V2H177V7L175 8V11L173 10V9H165L164 7V5H162L160 2H159V0H112L113 1V3H114V5H115V8L114 7H107V5L109 6V2L107 3V1L108 0H105V3H100V2H103V1H100V0H96V1H94V0H66L67 1V3L69 4V5H71L70 6V10H69V5L67 6L68 7V10L66 9V6H65V9H62V8H60L59 6H58V3H60ZM92 1H93V4H92ZM110 1V0H109ZM64 2V1H63ZM96 2V3H95ZM111 3V2H110ZM112 3V4H113ZM63 4H66V3H63ZM101 4H103V5H105L104 7L101 5ZM3 5H4V8H2L3 7ZM92 5H94V6H92ZM96 5V6H95ZM262 6V7H263ZM64 8V7H63ZM264 8V7H263ZM91 9V10H90ZM95 9V10H94ZM89 10V11H88ZM169 10V11H168ZM174 12H173V11ZM263 10V9H262ZM11 11V12H10ZM68 11V12H67ZM74 12V13H77V12ZM7 12H9V13H7ZM173 12V13H172ZM262 12H264V10L262 11ZM12 13V14H11ZM73 13V12H72ZM71 13V14H72ZM6 14H7V18H5L6 17ZM175 14V15H174ZM65 15V16H64ZM89 15V16H88ZM68 16V17H69ZM73 16H70V17H73ZM123 16V17H122ZM259 16V17H258ZM67 17V18H68ZM83 17H85V18H83ZM3 18H5V20H6V22H5V24L4 23H2V19ZM79 18V19H78ZM94 18V19H93ZM165 19V18H167V20L168 21H166L167 22V24H165V25H163L160 21H162L161 19ZM261 18V19H260ZM65 18H63V20H64ZM69 19V18H68ZM68 19H67V21H68ZM90 19V18H89ZM259 19V20H258ZM4 19H3V22L5 21ZM166 20V19H165ZM59 21H61V20H59ZM58 21V22H59ZM60 23V22H59ZM67 23V22H66ZM164 23H165V21H164ZM262 23H263V21H262ZM68 24V23H67ZM83 24V23H82ZM84 24H86V21L84 22ZM88 24V23H87ZM56 25V24H55ZM263 25V24H262ZM43 26H45V27H43ZM51 26V27H52ZM68 26V25H67ZM87 26V25H86ZM41 27H43V28H48L47 30L45 29V31H42V30H44L43 28H42V30H41ZM55 27V26H54ZM94 27V28H95ZM112 28V27H111ZM110 28V29H111ZM38 29H40V32L41 33H39V36L37 35V33L39 32L38 31ZM52 29L53 30H55V29H57L56 27L55 28H53L52 27ZM75 29V28H74ZM110 29H109V31H110ZM258 29V28H257ZM256 29V30H257ZM263 29V28H262ZM113 30V29H112ZM261 29L259 28V31H260ZM264 30V29H263ZM73 31V30H72ZM72 31H71V33H72ZM49 32V31H48ZM50 32H52V31H50ZM49 32V33H50ZM112 32V34L109 32V35H113V33L115 32V31H111ZM264 32V31H263ZM74 33V32H73ZM97 33V32H96ZM260 33V32H259ZM259 33L257 32V34L259 35ZM41 34V35H40ZM45 34H48L47 32L45 33ZM45 34H43L42 35V37L44 36V37H47V36H45ZM55 34V36H56V32L54 33ZM54 34L52 33V36H54ZM261 34V33H260ZM115 35V34H114ZM118 35V34H117ZM261 35H264L263 33L261 34ZM51 35H49L48 37H50ZM51 36V37H52ZM60 36V35H59ZM93 36V35H92ZM256 36V37H255ZM48 37L47 38H45V39H47L48 40ZM57 37H58V35H57ZM57 37H53V39L54 38H56L57 39ZM109 37V36H108ZM259 37H260V35H259ZM264 37V36H263ZM59 38V37H58ZM113 38V37H112ZM44 39V38H43ZM53 39H51V40H53ZM54 39L53 41H59L60 42V40L61 39ZM102 39V40H103ZM116 39V40H117ZM258 39H263V38H258ZM42 40V39H41ZM94 40V39H93ZM92 40V41H93ZM111 40V39H110ZM113 40V39H112ZM118 40L115 42V43H117L118 42ZM44 42H49L48 44H47V46H46V43H45V47H48V49L47 50H49V49H51V50H56L55 48V45H56V42L54 43L53 41L52 42H50V39H49V41H45V40H43ZM96 41V40H95ZM98 41H100V43L101 44H103L104 45V43H102L101 42V40H98ZM263 42L264 40H260V42ZM59 42L57 43V46H58V44H59ZM91 42V41H90ZM90 42L88 43L89 44V47H88V49H90V47L92 46V44L94 45V43H92L91 44V46H90ZM94 42V41H93ZM131 42V41H130ZM260 42H258V43H260ZM261 42V43H262ZM42 44H44L43 42H41ZM40 43V44H41ZM110 43L112 44H114V42H111L110 41ZM260 43V45H262ZM264 43V42H263ZM36 44H34V45H36ZM112 44V45H113ZM118 45H116V46H119V44L120 43H117ZM126 44H128V43H126ZM28 45V46H27ZM60 45V44H59ZM96 45H99V43L98 44H96ZM103 45H102V47L101 48H103ZM109 44H107V46H108ZM129 45V44H128ZM137 45V44H136ZM136 45H134L133 47H135ZM256 45V44H255ZM264 45V44H263ZM110 46V45H109ZM115 46V45H114ZM121 46V45H120ZM120 46H119V48H120ZM123 46H126V45H123ZM138 46V47H139ZM259 46V45H258ZM257 46V47H258ZM55 47V48H54ZM95 47V46H94ZM93 47V50H88V51H90V53H91V51H92V60L91 61H89V63L91 62V64H89L90 66H88V70H86V71H84L85 73L87 72V75H86V77H84V78H86L85 80L84 79H82V81L84 82H82L83 83V88H81L80 90H79V92L77 93L78 95H77V97H75V95H73L74 97H75V99H73V104L71 103V109H69V107H68V109L69 110H71L72 112H75V114H77V117H78V123L80 122V124L78 125V123L76 124V126L73 128L72 126H71V128L73 129V131L76 133V134H81L82 136H87V133H88V131H89V129H90V123H93L94 122V124L96 125V124H100V123H102V122H104L105 121V117H107L108 118V116H110V114H108L109 112H110V110H108L107 111V113L105 114V109H101V105H99V107H97V111H96V109H92V108H94V107H96V104H95V106H92V108H91V110H94L93 112H90L91 110H90V104H92L93 102V100L91 101V103L89 104V99H90V97H89V95H91L90 94V92L91 93H93L92 91L95 89V87L96 86H98V82H99V86L98 87H100V82L101 81H99V80H101V76H102V70H104V67L106 68V67H111L110 69H112V68H114V67H112L113 66V64L114 63H116L117 62V65L116 64H114V65H116L115 66V68H117V69H119V63H118V57L117 58H115L116 57V55H109L110 54V52L112 51L111 49V51L108 49V52L109 53H107L106 52V50H107V47H105V52H104V55H105V53H107V55H109V56H115L114 58H115V60H113V58H112V61L110 60L111 59V57H109V60L107 61V62H109V63H107L106 65L107 66H103V64H105V63H101V61H100V54L98 55V51H96L95 49H99V47H97V48H94ZM112 47V46H111ZM111 47H108V48H111ZM33 48V47H32ZM35 48H37V47H35ZM34 48V49H35ZM58 48V47H57ZM100 48V49H101ZM116 48H118V47H116ZM116 48L114 47H112V49H114L115 51H117L116 50ZM118 48V49H119ZM125 48V47H124ZM136 48V47H135ZM140 48V47H139ZM138 48V49H139ZM46 49V48H45ZM85 49H87V48H85ZM131 49V48H130ZM264 49V48H263ZM262 49V50H263ZM24 50H26L27 52L26 53H24V54H28L29 55V49L27 48V49H24ZM31 50V49H30ZM35 50H37V49H35ZM42 50H44V49H42ZM46 50V51H47ZM50 50V52L52 53V52H54V51H51ZM113 50V51H114ZM126 50H127V48H126ZM125 49L123 50V48L121 49V51L122 52H124V51H126ZM87 51V50H86ZM87 51V52H88ZM100 51V50H99ZM102 51V50H101ZM113 51L111 52L112 54H113ZM129 50H127L126 51V53L128 52ZM131 51H134L133 49H131ZM130 51V52H131ZM135 51H136V49H135ZM134 51V52H135ZM138 51V50H137ZM24 52V51H23ZM47 52H49V51H47ZM49 52V53H50ZM129 52V53H130ZM133 52V56H134V54H136V53H134ZM139 52H137V54L139 55ZM89 53V52H88ZM87 53V54H88ZM116 53V52H115ZM114 53V54H115ZM117 53H119L118 51H117ZM259 53L261 54V51H259ZM21 54H23V53H21ZM20 54V55H21ZM23 54V55H24ZM87 54H84L85 56H87ZM33 55V54H32ZM119 55V54H118ZM117 55V56H118ZM137 55V56H138ZM262 55V54H261ZM84 56V57H85ZM89 56H90V54H89ZM103 56V55H102ZM141 56V55H140ZM29 57H31V56H29ZM82 58L83 60L86 58ZM105 57H107L106 55H105ZM130 57V56H129ZM135 57V56H134ZM134 57H133V59H134ZM139 57V56H138ZM20 58H21V60H20ZM33 58V57H32ZM31 58V59H32ZM90 58V57H89ZM143 58V57H142ZM141 58V59H142ZM254 58H255V56H254ZM22 59L23 60H25L24 62L22 61ZM33 59H36V57L35 58H33ZM88 59V58H87ZM103 59V58H102ZM106 59V58H105ZM129 59H131V57L129 58ZM128 59V60H129ZM133 59H131V61H134ZM136 59V58H135ZM139 59H140V57H139ZM138 59V61L140 62V60ZM253 59V58H252ZM251 58L249 59V60H251V61H253ZM27 60V61H26ZM89 60V59H88ZM87 60V61H88ZM107 60V59H106ZM106 60H104V61H106ZM128 60H125V61H128ZM35 61H37V59L35 60ZM143 61V60H142ZM141 61V62H142ZM254 61H256V59H254ZM84 62V61H83ZM120 62V64H121V67L123 66V68H127V67H125L128 63L127 62H125L124 63V60H123V62L122 61H119ZM123 64H122V63ZM129 62H130V60H129ZM137 62V61H136ZM35 63V62H34ZM86 63H88V62H84L83 64L84 65H86ZM142 63H144V61L142 62ZM142 63H141V65H142ZM253 63V62H252ZM129 64H133V62L131 63H129ZM140 65V63H138L137 62V65ZM247 64V63H246ZM83 65V67L84 68H86L87 69V66L85 67ZM88 65V64H87ZM135 64H133V66H134ZM140 65V67L139 68H141V67H144V66H147L145 63H144V65L143 66H141ZM253 65V64H252ZM133 66H132V69H133ZM136 67V66H135ZM138 67V66H137ZM136 67V68H137ZM259 67H260V65H259ZM36 68H38L37 66H36ZM103 68V69H102ZM130 68H131V65H130ZM139 68H138V72L140 71L139 70ZM117 69L115 70V69H112L113 71L115 70L116 72H117ZM147 69V68H146ZM37 70V69H36ZM112 70H111V72H112ZM121 70V69H120ZM123 70H126L127 71V69H123ZM134 70V69H133ZM142 70V69H141ZM144 70H145V68H144ZM242 70V71H241ZM106 71V70H105ZM108 71H109V69H107V73H108ZM114 71V72H115ZM125 71V72H126ZM130 71H131V69H130ZM135 71H136V69H135ZM244 71V72H243ZM83 72V71H82ZM81 72V74H83ZM104 72V71H103ZM105 72V73H106ZM111 72H110V74H111ZM113 72V73H114ZM124 72V71H123ZM123 72H118V73H120V74H123ZM128 72V71H127ZM126 72V73H127ZM137 72V71H136ZM141 72V71H140ZM39 73V72H38ZM84 73V74H85ZM112 73V74H113ZM129 73V72H128ZM134 73V72H133ZM145 73H147L146 71H144L143 73H141V74H139V75H143V76H145V75H147V74H145ZM250 72H248L247 73V75L249 74ZM19 75V77H17L16 75ZM84 74H83V76H84ZM116 74V73H115ZM131 74V73H130ZM127 75V76H131V75ZM135 74V73H134ZM137 74V73H136ZM239 74V75H238ZM23 76L24 77V79L22 78V77H20V76ZM106 74H103V77L102 78H105L104 76H105ZM107 75H109V74H107ZM106 75V78L108 77L109 78V76H107ZM119 75V74H118ZM124 75H125V73H124ZM242 75H240L241 76V78H242ZM244 75H243V77H244ZM246 75V76H247ZM123 76V75H122ZM126 76V75H125ZM142 76V77H143ZM236 76H238V77H236ZM245 76V77H246ZM249 76V78H250V74L248 75ZM110 77H112V75L110 76ZM132 77V80L134 79L133 77V75L131 76ZM131 77H130V80H131ZM137 77V76H136ZM146 77V76H145ZM148 77V76H147ZM244 77V78H245ZM105 78V79H106ZM119 78H121V75H120V77ZM123 78H125V77H123ZM128 78V80H129V77H127ZM240 78V77H239ZM248 78V77H247ZM248 78V79H249ZM261 78V77H260ZM259 77L257 78V79H260ZM33 79H35V78H33ZM105 79H103L104 81L102 82V83H105ZM247 79V80H248ZM253 79H255V77L253 78ZM253 79L251 78L249 81H251L252 80V82L253 83H256V81H257V83H256V85H258V94H256L257 93V90H256V87H255V89H251V90H255L256 91V93L254 92V94H252L253 95V98H254V96H255V94L256 95H258L257 97H258V99L256 100L257 101V104H256V106L255 105H252L253 107H255V109L253 108V107H251L250 105L253 103V102H251V104L250 103H248L249 101L248 100H245V101H247L246 102V104H248V108H250V109H254V111H253V116H255L256 117V122H257V124L255 123V121H253V123H255V126L256 125H258L256 128H257V130L259 129V132H260V134L259 135H263L264 136V134H263V132L261 131V126H263L262 125V123H264L263 121V119H264V85L262 84V81L260 80V82H258V80H256L255 82L253 81ZM262 79V78H261ZM108 80V79H107ZM111 81L113 80V78H111L110 79ZM118 80H120V79H118ZM122 80V79H121ZM120 80V81H121ZM127 79H124V81H126ZM135 80V79H134ZM148 80V79H147ZM236 80H239L240 81V85L239 84H237L236 83ZM245 82H246V79H243ZM29 81V80H28ZM31 81V80H30ZM35 81V80H34ZM109 81V80H108ZM108 81H106V83L108 82ZM136 81H137V83H136ZM141 81V80H140ZM243 81V83L242 84H244L245 82ZM119 82V81H118ZM117 82V83H118ZM122 82H123V80H122ZM138 79L137 80H135V84H138ZM147 82L148 81H146V85L148 86V84H147ZM30 83V82H29ZM102 83H101V85H102ZM110 83V82H109ZM116 83V82H115ZM114 83V84H115ZM131 83H133V81H131ZM143 83V82H142ZM253 83H252V88H253ZM264 83V82H263ZM80 84L81 83H79V86H80ZM111 84H112V82H111ZM118 84H120V83H118ZM143 85V86H146V85ZM237 84V86H235ZM245 84H248L247 82L245 83ZM244 84V86H248V85H245ZM82 85V84H81ZM104 85V87H106L105 85L106 84H103ZM108 85V84H107ZM117 85V84H116ZM250 85V84H249ZM255 85V84H254ZM79 86L77 87L78 89H79ZM109 86V85H108ZM114 86V85H113ZM118 86H121V85H117V86H115L114 87V89H115V91H116V88L118 87ZM122 86H124L123 84H122ZM130 88H131V85H128ZM133 86V85H132ZM135 86V85H134ZM136 86H140L139 84L138 85H136ZM136 86L134 87L135 89H136V96L138 97V98H140L141 97V93H139L140 91H138V93H137V89L138 88H136ZM143 86H142V88H143ZM146 86V87H147ZM242 86V85H241ZM240 86V87H241ZM244 86H243V88H244ZM251 86H249V87H251ZM82 87V86H81ZM98 87H96V88H98ZM112 86H110V90H112V88H111ZM141 87V86H140ZM146 87H144L142 90H146ZM248 87V88H249ZM30 88V87H29ZM122 88V87H121ZM128 88V87H127ZM133 88V87H132ZM131 88V89H132ZM32 89V88H31ZM102 89H104V88H102ZM113 89V90H114ZM118 89H119V87H118ZM242 89V88H241ZM2 90H4V91H6V95L4 94V92L2 93ZM29 90H30V92H29ZM97 92L99 91V93L97 94V95H103L102 94V92L99 90V88H98V90L97 89H95ZM94 90V91H95ZM107 90H109V89H107ZM112 90V91H113ZM121 90V89H120ZM130 90V89H129ZM133 90V89H132ZM132 90H130V91H132ZM139 90V89H138ZM141 90V89H140ZM249 90V89H248ZM74 91V90H73ZM72 91V92H73ZM78 91V90H77ZM76 91V92H77ZM102 91H104V90H102ZM106 91V90H105ZM239 91H241V90H239ZM246 91V90H245ZM65 92V91H64ZM100 92H101V94H100ZM109 92V91H108ZM111 92V91H110ZM107 93V95L108 94H111V93ZM117 92V91H116ZM116 92H114L113 94H117ZM144 92V91H143ZM235 93H236V91H234ZM243 92V91H242ZM242 92L240 93L241 95H242ZM62 93H63V90H62ZM66 93V92H65ZM64 93V94H65ZM74 93V92H73ZM96 93V92H95ZM106 93L104 94V97L106 96ZM133 93H135V92H133ZM252 93H253V91H252ZM74 94H76V93H74ZM119 94V93H118ZM131 94H132V92H131ZM244 94V93H243ZM247 94V93H246ZM245 94V95H246ZM68 95V94H67ZM97 95H95L96 96V98H94V100H97L98 98L97 97H99V96H97ZM129 95H130V93H129ZM251 95V96H252ZM65 96V95H64ZM110 96V95H109ZM109 96H108V99H112L113 97H112V95L110 96V98H109ZM114 96H116V95H114ZM135 96V97H136ZM142 96H143V94H142ZM238 96H240L239 94H238ZM237 96V97H238ZM244 96V95H243ZM250 96V95H249ZM249 96H246V98H248ZM30 97V96H29ZM94 97V96H93ZM237 97H236V99H237ZM240 97H242V96H240ZM240 97H238V98H240ZM78 98V99H77ZM100 98H103V96L102 97H100ZM99 98V99H100ZM131 98H132V95H131ZM141 98H143V97H141ZM246 98H244V97H242L241 99L243 100V99H246ZM252 98V97H251ZM91 99H93V98H91ZM98 99V100H99ZM106 100H104V101H107V98H105ZM114 99H115V97H114ZM113 99V100H114ZM135 98H133V100H134ZM74 100H75V103H74ZM102 100L103 99H101L99 102H100V104H101V102H102ZM136 100H137V98H136ZM135 100V101H136ZM139 100V99H138ZM138 100H137V102H136V104L137 103H139L138 102ZM238 100V99H237ZM240 100V99H239ZM254 100V99H253ZM253 100H250V101H253ZM255 100H254V102H255ZM69 101H71V100H69ZM69 101L68 102H66V103H69ZM103 101V102H104ZM110 102L108 103V104H110L111 103V101L112 100H109ZM115 101V100H114ZM134 101V102H135ZM140 101V100H139ZM95 102H97L98 104H99V102L98 101H95ZM102 102V105H104L105 104V106H106V102H104L103 103ZM108 102V101H107ZM141 102H142V100H141ZM144 102V101H143ZM231 102H232V104H231ZM236 102V101H235ZM133 103V102H132ZM239 103V102H238ZM240 103H241V101H240ZM239 103V104H240ZM245 103V102H244ZM108 104H107V106H108ZM120 104V102L117 104V108H118V105ZM134 104V106H135V103H133ZM206 105L208 108H209V110L207 109V107H206V109H207V111L208 112H205V113H203V112H201V110H200V108H201V106H203V105ZM245 104V105H246ZM250 104V105H249ZM68 105V104H67ZM112 105V104H111ZM110 105V106H111ZM124 105V104H123ZM234 105V104H233ZM238 105V104H237ZM241 105H242V103H241ZM241 105H239V106H241ZM243 106L244 108L245 107H247V105L246 106ZM68 106H70V104L68 105ZM98 106V105H97ZM121 106H122V103H121ZM120 106V107H121ZM137 106V105H136ZM135 106V107H136ZM119 107V108H120ZM124 107H126V106H124ZM141 107V108H140ZM168 107H167V109H168ZM172 107H171V109H172ZM105 108H109L110 109V107H105ZM112 109H113V111H111V112H114V106L113 107H111ZM203 108V107H202ZM230 108V107H229ZM228 108V109H229ZM233 108V107H232ZM236 109H238V107H235ZM234 108V109H235ZM240 108V107H239ZM247 109V108H246ZM107 110V109H106ZM122 110H124V109H122ZM127 110V108H125V111ZM166 110V109H165ZM230 110V109H229ZM233 110V109H232ZM240 110V109H239ZM238 110V111H239ZM96 111V112H95ZM167 111H169L170 112V110L168 109ZM247 111V110H246ZM251 111V110H250ZM71 112V114H72V118L73 119H75V116L73 117V113ZM119 112H121V111H119ZM124 112V111H123ZM122 112V113H123ZM163 112V113H162ZM168 112V113H169ZM231 112V111H230ZM67 113H69V111L67 112ZM115 113V112H114ZM113 113V114H114ZM122 113H121V116H123V118H124V116L125 115H127V114H125L124 113V115H122ZM168 113H166V114H168ZM247 113H248V111H247ZM251 113V112H250ZM250 113H249V115H250ZM70 114V113H69ZM69 114H67L65 117V119H67V116H70ZM108 114V115H107ZM112 114V113H111ZM116 114V113H115ZM115 114L114 115H111L112 117L114 116L115 117ZM117 114H118V112H117ZM139 114H138V117H139ZM163 114V115H162ZM225 114V113H224ZM227 114V113H226ZM226 114L224 115L225 117H226ZM228 114H230V113H228ZM107 115V116H106ZM136 115V114H135ZM231 115H232V112H231ZM247 116L248 118L250 117V116ZM117 116V115H116ZM119 116V117H118ZM117 116V118H120L121 116H120V113H119V115ZM131 116V115H130ZM137 116V115H136ZM166 116V115H165ZM164 116V117H165ZM168 116V115H167ZM166 116V117H167ZM171 116V115H170ZM169 116V117H170ZM251 116H252V114H251ZM252 116V117H253ZM76 117V118H77ZM111 117V120H114V119H116V118H112ZM135 117V116H134ZM163 117V118H164ZM172 117V116H171ZM174 117H172V118H174ZM187 117V118H188ZM224 117V118H225ZM251 117V118H252ZM70 117H68V119H69ZM123 118L121 119V120H123ZM127 118H128V116H127ZM130 118V117H129ZM160 118H162V117H160ZM162 118V119H163ZM187 118H185L186 119V121H189V120H187ZM189 118V119H190ZM125 119H126V116H125ZM124 119V120H125ZM131 119V118H130ZM155 119H157L156 120V124L154 123L155 122ZM161 119V120H162ZM165 119V118H164ZM175 119H173L174 120V122H175ZM206 119H210V122H211V125H209L210 124V122L209 123H206V122H208L209 120H207L206 121ZM250 119V118H249ZM253 119H254V117H253ZM70 121L72 120V119H69ZM90 120H92V121H90ZM111 120H110V123H111ZM118 120V119H117ZM116 120V121H117ZM166 120H169L170 122H171V120L168 118V119H166ZM67 121L68 120H66L65 121V123H67ZM126 121V124H127V122L129 121L130 122V120H128L127 121V119L125 120ZM169 121H166V122H168V125L166 126L168 129L171 127L172 128V126H171V124H170V126H169ZM185 120H182L181 122H184ZM224 121V120H223ZM252 121V120H251ZM74 122H77L76 120H74L73 121V123ZM106 123L107 122H109L107 119H106V121H105ZM119 122H122V121H119ZM161 122H163V121H161ZM178 122V121H177ZM192 122V121H191ZM68 125L66 126V129H67V127L70 125V123L71 122H69L68 121ZM110 123H107V124H110ZM114 123H116V122H113L112 124H110L109 126L108 125H106L107 127L104 129V130H106L107 128L110 130V128H111V125H112V129H113V127H114ZM124 123V122H123ZM150 123H152V124H155V126L158 124V126H156V128L154 127V125L152 126V124H150ZM160 123V122H159ZM176 123V122H175ZM175 123H173V125L175 124ZM179 123V122H178ZM198 123V122H197ZM117 124H118V121H117ZM117 124H115V125H117ZM121 124V123H120ZM120 124H118V125H120ZM125 124V123H124ZM162 124V123H161ZM181 124H183V123H181ZM206 124H208V125H206ZM251 124H252V122H251ZM64 125V124H63ZM72 125V124H71ZM74 125V124H73ZM101 125V124H100ZM117 125V126H118ZM123 125V124H122ZM130 125V124H129ZM163 125V124H162ZM165 125V124H164ZM163 125V126H164ZM177 125V124H176ZM94 126V125H93ZM96 126H98V125H96ZM104 126H105V123H104ZM116 126V127H117ZM121 126V125H120ZM128 126V125H127ZM136 126V125H135ZM163 126H161V127H163ZM169 126V127H168ZM178 126V125H177ZM177 126H175L174 128H176ZM194 126H195V128H196V125H195V123H194ZM198 126V125H197ZM254 125L252 126L253 128L255 127ZM63 127V126H62ZM64 127H65V125H64ZM64 127H63V129H64ZM70 127V126H69ZM98 127H100V126H98ZM98 127H97V129H98ZM103 127V126H102ZM124 127H126L125 125L122 127V129L124 128ZM121 128V127H120ZM120 128H118L117 127V130H115V131H118ZM164 128V127H163ZM95 129V128H94ZM96 129V130H97ZM114 129H116L115 127H114ZM140 129H139V131H140ZM199 129V128H198ZM255 129V128H254ZM65 130V129H64ZM68 131L69 130H71L70 128L69 129H67ZM100 130H102L103 131V128H100ZM164 130H166L167 131V129H164ZM179 129H177V131H178ZM197 130V129H196ZM67 131V132H68ZM72 131V132H73ZM107 131V130H106ZM140 131V132H141ZM174 131H175V129H174ZM177 131H176V134H177ZM256 131V130H255ZM263 131H264V129H263ZM92 132H94L93 130H92ZM98 131H96V132H94V133H91L90 134V136H92V134H94V135H97V134H95V133H97ZM165 132V131H164ZM170 132H171V129H170ZM198 132V131H197ZM258 132V131H257ZM8 133V132H7ZM62 133H64L65 134V131H62ZM69 133H71L70 131H69ZM74 133V134H75ZM139 133V132H138ZM203 133V134H204ZM223 133V132H222ZM221 132H220V134H222ZM57 134H59V133H57ZM61 134V133H60ZM72 134V133H71ZM74 134H72V135H74ZM75 134V135H76ZM175 134V135H176ZM197 134H199V133H197ZM200 134H201V132H200ZM203 134H201L200 135V137H204V135ZM218 134V133H217ZM63 135V134H62ZM61 135V136H62ZM74 135V136H75ZM169 135V133H165V136H168ZM172 135V134H171ZM174 135V136H175ZM203 135V136H202ZM59 136V135H58ZM58 136H56V137H58ZM82 136H80L81 137V139H79L80 137H78V135H77V138L79 139V140H82L83 138L85 139V137H83L82 138ZM141 136V135H140ZM149 136H147V138L149 137ZM158 135H156V136H154V138L155 137H157ZM161 136H162V134H161ZM164 136V137H165ZM174 136H171V137H174ZM207 136H206V138H207ZM220 135H216V136H214V138L215 137H219ZM1 137H2V135H1ZM8 137V136H7ZM73 137V136H72ZM92 137H96V136H92ZM142 137V136H141ZM159 137V136H158ZM170 137V138H171ZM199 137V138H200ZM257 137H258V139L260 138V136H258V134H257ZM5 138H6V136L3 138H1L2 140L0 141V156L3 154V157H5L4 155H6V154H10V153H7V152H9V149H8V147H9V144H11L10 143V140L9 141H7V139L5 140ZM55 138V137H54ZM67 138V137H66ZM65 138V139H66ZM75 138H76V136H75ZM76 138V139H77ZM91 138V137H90ZM90 138H88V140L90 141L91 139ZM144 138V137H143ZM150 138H148L149 140H150ZM205 138V137H204ZM40 139V138H39ZM38 139V140H39ZM61 139V138H60ZM59 139V137H58V141L60 140ZM63 139V138H62ZM65 139H64V141L63 140H60L59 142H58V144L54 147V146H52V147H54V149H59V151L61 150V152H62V148H63V146L65 145V143H66V141H65ZM70 139V138H69ZM72 139V138H71ZM70 139V140H71ZM77 139V141H79ZM84 139L81 141V143H82V147L81 148H84V151H85V155H84V157L86 156V154H91L90 152L89 153H87L89 150H88V142L86 143V145H85V143H84ZM93 139V138H92ZM168 139H169V137H168ZM172 139V138H171ZM170 139V140H171ZM262 139H263V137H262ZM262 139H259V141L261 140L262 141V143H263V140ZM38 140L37 141H35L36 143L38 142ZM54 140V139H53ZM67 140V139H66ZM70 140H68V143H69V141ZM73 140H75L74 138H73ZM157 140V139H156ZM166 140V139H165ZM165 140H164V143H165ZM174 140V139H173ZM201 140V139H200ZM206 139H204L203 141H205ZM3 141V142H2ZM44 141L46 142L47 140H45L44 139ZM76 141V140H75ZM86 141H87V139H86ZM168 142H169V140H167ZM212 141H213V144H215L214 142L216 141L217 142V140H215V139H208L207 140V142H208V145H212ZM8 142H9V144H8ZM45 142H43L42 143V146H44L45 147V145L47 144H44ZM72 142V140L70 141V143ZM74 142V141H73ZM68 143H67V145H68ZM78 143V145H79V143L80 142H77ZM77 143H74L75 144V146H77ZM80 143V144H81ZM90 143H94V140L91 142L90 141ZM172 144V146H173V142H171ZM175 143V142H174ZM204 143V145L206 144L207 145V143H205V142H203ZM32 143H30V145H31ZM44 144V145H43ZM49 144V143H48ZM83 144L85 145V146H83ZM168 143H166L165 145H167ZM261 144V143H260ZM33 145H35V144H33ZM33 145H31V146H29V147H33L32 149H34V146ZM72 145V144H71ZM164 145V146H165ZM169 146H170V144H168ZM167 145V146H168ZM203 145V146H204ZM41 146V147H42ZM48 146V145H47ZM69 147H70V145H68ZM74 145H73V147H75ZM81 146V145H80ZM80 146H78V149L77 150H81L80 149ZM168 146V147H169ZM215 146H216V144H215ZM260 146V145H259ZM36 148L35 149H37L39 146H35ZM40 147V148H41ZM51 147V146H50ZM50 147H47L46 149H47V151H48V148H50ZM65 147H66V145H65ZM68 147V148H69ZM97 147V146H96ZM145 147H147V146H145ZM150 147V146H149ZM175 147H177V146H175ZM206 147V146H205ZM262 147L264 148V146L262 145ZM40 148H39V150H40ZM67 148V147H66ZM66 148H64V150L66 149ZM76 148V147H75ZM72 149V147H71V149L72 150H76V149ZM91 148V147H90ZM98 148V147H97ZM165 148H166V146H165ZM170 148V147H169ZM173 148V147H172ZM172 148H170V150L172 149ZM209 148H211L210 146H209ZM209 148H205L207 151H210V150H208ZM214 148V147H213ZM213 148H212V151H213ZM11 149H12V147H11ZM51 149H53V148H50V150ZM53 149V150H54ZM94 149V148H93ZM100 148H98V149H95V153H96V150H99ZM168 149V148H167ZM215 149V148H214ZM63 150V151H64ZM69 150H70V148H69ZM69 150H67V151H69ZM72 150H70L71 152H73ZM161 150H163V148L161 149ZM166 150V149H165ZM165 150H163V151H165ZM170 150H169V152H170ZM173 150H175L174 148H173ZM173 150H172V152H170V153H173ZM263 150V149H262ZM36 151V150H35ZM45 151V150H44ZM43 151V152H44ZM59 151H57V152H59ZM67 151H66V153H67ZM82 151H83V149H82ZM81 151V152H82ZM102 150L100 149L98 152H101ZM159 151V150H158ZM158 151H157V154L159 155V153H158ZM168 151V150H167ZM38 153L40 152V151H37ZM36 152V153H37ZM61 152L59 153L60 155H62V154H65L64 152L61 154ZM71 152H68V153H70L71 154ZM92 152H93V150H92ZM97 152V153H98ZM103 152V151H102ZM206 152V151H205ZM204 152V153H205ZM214 152V151H213ZM213 152H212V154H213ZM216 152V151H215ZM221 152V151H220ZM6 153V154H5ZM41 153V152H40ZM45 153H47L46 151H45ZM48 153H49V151H48ZM47 153V154H48ZM51 153V152H50ZM67 153V154H68ZM79 153H80V151H79ZM96 153V154H97ZM104 153V152H103ZM207 153V152H206ZM211 153V152H210ZM224 153V152H223ZM223 153H222V155H223ZM43 154V153H42ZM54 154V155H53ZM51 153V156L53 155V160H55V155H56V151L54 152V153ZM74 154V153H73ZM82 154H79V155H82ZM93 154V153H92ZM91 154V155H92ZM105 154V153H104ZM111 154V153H110ZM164 154H165V152H164ZM164 154H162L161 153V155H162V157H164ZM168 154V153H167ZM167 154H165V156L167 155ZM175 154V153H174ZM215 154V153H214ZM213 154V155H214ZM39 155V154H38ZM37 155V156H38ZM45 155V154H44ZM50 155V154H49ZM48 155V156H49ZM58 155V154H57ZM59 155V156H60ZM76 155V154H75ZM109 155V154H108ZM158 155H156V157H158V159L159 158H161V155L160 156H158ZM205 155H208L206 158H205V156H204V158L205 159H207L208 160V157L209 158H211V155H209V154H205ZM218 155V154H217ZM224 155H226V154H224ZM7 157H8V155H6ZM9 156H11V155H9ZM41 156V155H40ZM70 156V155H69ZM68 155H67V157H69ZM73 155L71 154V157H72ZM94 156V155H93ZM98 156H99V154H98ZM101 156V155H100ZM111 156V155H110ZM171 156V155H170ZM170 156H167V157H170ZM219 157H223V156H221L220 154L218 155ZM218 156H216V158L218 157ZM257 156V155H256ZM2 157V156H1ZM45 157H46V155H45ZM57 157V156H56ZM81 157V156H80ZM89 156L87 155V158H88ZM92 157V156H91ZM101 157H103V155L101 156ZM105 157H107V156H105ZM105 157H103L102 159L104 160V158ZM109 157V156H108ZM112 157H114V156H112ZM112 157H111V160H112ZM218 157V158H219ZM225 157V156H224ZM223 157V158H224ZM259 157L260 156H258V161H259ZM49 158V157H48ZM73 159H75L74 157H72ZM78 158V157H77ZM82 158H83V156H82ZM97 158V157H96ZM110 158V157H109ZM108 158V161L109 162H111V160ZM166 158V157H165ZM175 158V157H174ZM216 158H212V159H214V161H216ZM257 158V157H256ZM39 159H40V157H39ZM38 159V160H39ZM42 159V158H41ZM41 159L39 160V161H41ZM45 159V162H46V158H44ZM52 159L50 158V160L52 161ZM65 159V158H64ZM72 159V160H73ZM84 159V158H83ZM88 159H90V157L88 158ZM93 159H94V157H93ZM92 158H91V160H93ZM164 159V158H163ZM178 158H176V160H177ZM211 159V160H212ZM226 159V158H225ZM49 160V161H50ZM59 160V159H58ZM60 160H61V157H60ZM59 160V161H60ZM70 160H71V158H70ZM80 159H78V162H80L79 164H81L82 162L81 161H79ZM90 160V161H91ZM97 159H95V161L94 162H97L96 161ZM99 160V159H98ZM113 160H117V159H113ZM164 160H166V159H164ZM210 160V161H211ZM39 161H38V163H39ZM51 161H50V163H51ZM74 161V160H73ZM73 161L71 162V164H73ZM89 161V162H90ZM100 161H102V160H100ZM108 161H106V162H108ZM167 161V160H166ZM170 162H171V159L169 160ZM172 161H173V159H172ZM209 161V160H208ZM219 161H220V158H219ZM48 162V161H47ZM47 162H46V164H47ZM56 162H57V159H56ZM49 163L47 166L49 167H45L44 166V168H48V171L50 172V176L52 177H54V173H55V171H56V164L57 163ZM75 163H76V160L74 161ZM84 162V164L86 163L85 161H83ZM99 162V161H98ZM108 162V163H109ZM118 163L119 162V160H117V161H115V163ZM179 161H177V163H178ZM206 162V161H205ZM222 162V161H221ZM225 162V161H224ZM257 162V161H256ZM260 162V161H259ZM258 162V164L259 165H261V163H259ZM261 162L262 163H264V161H262L261 160ZM74 163V164H75ZM100 163V162H99ZM102 163H104V162H102ZM107 163V164H108ZM114 163V162H113ZM116 163V164H117ZM174 163V162H173ZM210 163H212V162H210ZM78 164V163H77ZM78 164V165H79ZM83 164V165H84ZM89 164H92V163H89ZM101 164V163H100ZM99 164V165H100ZM105 165H106V163H104ZM172 164V163H171ZM170 163H169V165H171ZM209 164V163H208ZM207 164V165H208ZM212 164H214V162L212 163ZM223 164V163H222ZM41 165V164H40ZM44 164H43V162H42V166H43ZM77 165V167H76V164H75V167L76 168H78L79 166ZM82 165V164H81ZM82 165V166H83ZM86 165V164H85ZM96 165V164H95ZM98 165V164H97ZM98 165V166H99ZM102 165V164H101ZM100 165V166H101ZM104 165V166H105ZM114 164H112V166H113ZM120 165H122V164H120ZM119 164L117 165L118 167L120 166ZM180 164H178V166H179ZM215 165V164H214ZM214 165H209V166H211L210 168H208V170L209 169H213V168H216V165L214 166ZM219 165V164H218ZM263 166H264V164H262ZM57 166H59V162H58V164H57ZM73 166V165H72ZM92 166L94 167V165L92 164ZM91 165H90V167H92ZM97 166V167H98ZM100 166H99V168H100ZM172 166H174V165H171V167ZM175 166H177L176 165V163H175ZM177 166V167H178ZM87 167V166H86ZM85 167V169L87 170V168ZM89 167V168H90ZM105 167H107V166H105ZM109 167H110V165H109ZM116 167V166H115ZM219 167V166H218ZM220 167H221V165H220ZM73 168H74V166H73ZM76 168L75 169H73V171L75 170L76 171ZM82 168H84V167H82ZM98 168V169H99ZM111 168V167H110ZM119 168H121V167H119ZM118 168V169H119ZM181 168V167H180ZM79 169H81V168H79ZM84 169V170H85ZM95 169H97V168H95ZM97 169V170H98ZM173 169H174V167H173ZM211 169V170H212ZM41 170V169H40ZM83 170V172H85ZM91 170H94V168H92ZM91 170H89V172L91 171ZM96 170V171H97ZM213 170H215V169H213ZM74 171V172H75ZM79 171V170H78ZM81 171V170H80ZM171 171V170H170ZM175 171V170H174ZM177 171V170H176ZM42 173H43V171H41ZM41 172H38V173H41ZM49 172H47L48 174H49ZM81 173V172H80ZM93 173V172H92ZM92 173H90V174H92ZM95 173V172H94ZM171 173H173V171L171 172ZM176 174L175 175H178V181H180V183H186V180H185V178L181 175V174H183V173H178V171L177 172H175ZM178 173V174H177ZM43 174H45V171H44V173ZM76 174V173H75ZM79 174V173H78ZM78 174H76V175H78ZM38 175V174H37ZM41 175V174H40ZM55 175H56V173H55ZM93 175V174H92ZM95 175H97V174H95ZM99 175V174H98ZM97 175V176H98ZM172 175H174V174H172ZM45 176V175H44ZM87 176V175H86ZM85 176V177H86ZM90 176L91 175H88L87 176V178L89 177L90 178ZM94 176V175H93ZM100 176V175H99ZM184 176H186V175H184ZM59 176H57V178H58ZM172 177H174V176H172ZM18 180H19V178H18V176L16 177ZM34 178V177H33ZM36 178H38V177H36ZM55 178L56 177H54V180H55ZM56 178V179H57ZM79 178H81V176L79 177ZM94 178V177H93ZM95 178H96V176H95ZM98 178V177H97ZM139 178H143L142 177V175H141V177H139ZM175 178V177H174ZM85 179V178H84ZM99 179V178H98ZM47 180H48V178H47ZM50 180V179H49ZM71 180V179H70ZM79 180V179H78ZM86 180V179H85ZM88 180V179H87ZM139 180V179H138ZM142 180V179H141ZM141 180H139V183H140V186H141V184H142V182H140ZM41 181H42V178H41ZM44 181V180H43ZM46 181V180H45ZM58 181V180H57ZM62 181V180H61ZM80 181V180H79ZM78 181V182H79ZM94 181V180H93ZM145 183H146V181L145 180H143ZM176 181V180H175ZM16 182H21L20 180L19 181H17L16 180ZM73 182V181H72ZM75 182V181H74ZM77 182V181H76ZM96 182H98V181H96ZM47 183H48V181H47ZM54 184H56L55 182H53ZM59 183H61V182H59ZM84 183V182H83ZM83 183H82V185H83ZM177 183V182H176ZM20 183H18L17 185L18 186H20L19 185ZM21 184H23V183H21ZM40 184H41V182H40ZM44 185H45V183H43ZM43 184H41V186L43 185ZM68 184V183H67ZM66 184V185H67ZM70 185H71V183H69ZM68 184V185H69ZM76 186V183H72V186H70V187H75L74 185ZM86 184V183H85ZM84 184V185H85ZM93 184H94V182H93ZM96 184V183H95ZM147 184V183H146ZM188 184V183H187ZM186 184V185H187ZM191 184V183H190ZM189 184V185H190ZM47 185V188L49 187V185H51V184H46ZM46 185H45V187H46ZM53 185V184H52ZM60 185V184H59ZM67 185V186H68ZM89 185V184H88ZM90 185H92V182H91V184ZM145 185V184H144ZM181 185V184H180ZM189 185L187 186L188 188H189ZM22 186V185H21ZM20 186V187H21ZM25 186H26V183H25ZM24 186V187H25ZM28 186V185H27ZM38 186H40V185H38ZM40 186V187H41ZM61 186V185H60ZM87 185H85L84 187H86ZM147 185H145V188L146 189H148L147 187H146ZM183 186V185H182ZM190 186H192V185H190ZM19 187V188H20ZM23 186L20 188L21 189V192L23 191L22 189L24 188ZM40 187H39V192H41L42 193V191L43 190H41L40 189ZM83 186L81 187L80 186V183H78V185L76 186V188H75V191H74V193L75 194H73V191H71L72 192V194L74 195V198L72 199L73 200V203L71 202H68L69 203V205H65V203H67V200H66V202H64V205L65 206H63L62 205V207L64 208L63 210H61L60 208H59V212L57 211V212H55V214L53 213V215L51 214H49L50 212V210L51 209H49L48 210V214H49V216H48V214H47V212H46V210L48 209V207H50V204L47 206L46 205V202L44 203L43 201H42V199H43V196H42V198H41V196L39 195V194H41V193H39L38 194V196H40L39 198L41 199V200H39V201H37V203H36V205H35V207H33L34 205V203L33 202H31V203H33L32 205H30L31 207H33V209L35 208V212H34V215L32 216L31 215V210H32V208H31V210L30 211H27L28 213L30 212V217H33L34 218V223H32L33 224V227H32V224H30V226L32 227V229H30L31 231H33L34 232V234L36 233V230H39L40 229V232H38L37 231V233L39 234L40 233V240L42 241V239L44 238L45 239V237L46 238H51V240H52V237L53 238H56L57 236H60L61 235V233H62V230H64V231H67V230H69V228H75L76 229V224H77V222L78 221H76V224H75V222L73 221V219H71L74 223V225H72V224H70V225H72V227L68 224V222H66V221H64V216H66V215H68V217H67V220H68V218L70 217L71 218V216H69V214L70 213H74V214H76V213H81V210L80 209H82V208H80V207H82L83 205H82V201H85V205H86V200H83L82 198H81V188L83 189L84 188ZM88 187V186H87ZM93 188H94V185L92 186ZM142 187L143 186H141V188H140V191H141V189H142ZM193 187H194V184H193ZM18 188V189H19ZM26 188H30V186L29 187H25V189ZM38 188V187H37ZM43 189H44V187H42ZM49 188H51V187H49ZM92 188V190H94L95 191V189H93ZM187 188V189H188ZM28 189H26L27 191H28ZM46 189V188H45ZM66 189H69V188H66ZM108 194L109 193H112V194H115L114 192H116L114 189V191L112 190V186H111V190L113 191V192H110V188L108 187ZM144 189V188H143ZM149 190V189H148ZM148 190H144L145 192L146 191H148ZM193 190V188H191V190L190 191H192ZM18 191H20V190H18ZM26 191V192H27ZM35 191H37V190H35ZM35 191H33V193L35 192ZM66 191V190H65ZM143 191V190H142ZM141 191V192H142ZM150 191V190H149ZM199 191V190H198ZM21 192H19V193H21ZM24 192V191H23ZM69 192V191H68ZM100 192V191H99ZM98 192V193H99ZM200 192V191H199ZM25 193V192H24ZM27 193H29V192H27ZM27 193H25V194H27ZM46 193V192H45ZM50 193V192H49ZM52 193H54V192H52ZM59 193V192H58ZM83 193H84V191H83ZM86 193V194H85ZM84 194L85 195H89V192L87 193V192H85ZM143 194L142 195H146L147 194V192H146V194H144V192H142ZM194 193H197V194H195L194 195ZM193 193V195L194 196H197L199 193L196 191V188H195V192ZM12 194V193H11ZM42 194H44V192L42 193ZM47 194H48V191H47ZM46 194V195H47ZM51 194V193H50ZM50 194H48L49 195V197L50 198H52V197H54V196H52L51 197V195ZM55 194V193H54ZM54 194H52V195H54ZM56 194H57V192H56ZM63 194V193H62ZM66 194V193H65ZM71 194V195H72ZM100 194V193H99ZM148 194H150L149 192H148ZM9 195H10V193H9ZM20 195V194H19ZM22 195H24V194H22ZM30 195V194H29ZM60 194H58V196H59ZM69 195V194H68ZM71 195H69V196H71ZM91 195V194H90ZM90 195L88 196V197H90ZM92 195H97L98 196V194H92ZM91 195V196H92ZM190 195H191V192H190ZM200 195V194H199ZM5 196H7V194L6 195H4L3 197H5ZM11 196H14V195H11ZM26 196H28V195H26ZM31 196V195H30ZM96 196V197H97ZM100 196H101V194H100ZM103 196V195H102ZM107 196V195H106ZM139 196H140V194H139ZM153 196V195H152ZM1 197V196H0ZM19 197H21V196H19ZM23 197V199L25 198V196H22ZM34 197V196H33ZM44 197H45V194H44ZM48 197V196H47ZM65 197L67 198V196L65 195ZM83 197V196H82ZM84 197H87V196H84ZM87 197V199H89ZM95 197V196H94ZM93 197V198H94ZM145 197H147V195L145 196ZM192 197V196H191ZM198 197V196H197ZM204 197V196H203ZM212 197V196H211ZM215 197V196H214ZM2 198V197H1ZM0 198V199H1ZM5 198H9V196L8 197H5ZM38 197H37V199H39ZM55 198H57V195H56V197ZM54 198V199H55ZM58 198H60V196L58 197ZM71 198V197H70ZM98 198L99 197H97V200H98ZM101 198V197H100ZM106 198V197H105ZM107 198H109V197H107ZM113 198V197H112ZM142 198V197H141ZM141 198L139 199V197H138V199L139 200H141ZM150 198H152L151 197V195H150ZM213 198V197H212ZM6 199V200H7ZM27 199V198H26ZM26 199H24V200H26ZM29 199H30V197H29ZM28 199V201L30 202L31 200H29ZM47 199V198H46ZM68 199V198H67ZM101 199H103V197L101 198ZM100 199V200H101ZM109 199H111V198H109ZM145 199V198H144ZM147 199V198H146ZM152 199H154V198H152ZM205 199L207 200L206 201V206H203V205H201V206H203L204 207V209H205V207H208V209L209 210H211L210 208H209V206L211 205V198L209 197V198H206L205 197ZM216 199V197L214 198V200ZM12 200H14V199H12ZM12 200H11V202H12ZM24 200L22 201L21 199H20V202L22 201V205H23V202H24ZM36 200V199H35ZM58 200V199H57ZM57 200H55V201H57ZM90 200H91V198H90ZM90 200H88V202H90ZM93 200L95 201V198L94 199H92V201L91 202H93ZM112 200V199H111ZM111 200H110V202H111ZM158 200V199H157ZM157 200L155 201L156 203H158L157 202ZM194 200H196V203H195V205L197 204V200H199L200 201V199H198V198H195ZM194 200H191V203H193V201ZM202 200H203V198H202ZM213 200V201H214ZM2 201H3V199H2ZM9 201H10V199H9ZM27 201V202H28ZM53 201V200H52ZM51 201V202H52ZM61 202L60 203H62V199L60 200ZM64 201V200H63ZM69 201H71V199L69 200ZM107 201V200H106ZM106 201H104V204L106 205ZM113 201V200H112ZM159 201V200H158ZM7 201H5L4 200V202L3 203H6ZM19 202V203H20ZM87 202V203H88ZM99 202V201H98ZM140 202V201H139ZM138 201H137V204H139L140 205V203H139ZM141 202H142V200H141ZM143 202H144V200H143ZM146 203H147V201H145ZM2 202L0 203V205L1 204H3ZM26 203V202H25ZM24 203V204H25ZM48 203V202H47ZM54 203V202H53ZM52 203V204H53ZM97 203V202H96ZM101 203H103V202H101ZM101 203H100V206H102L101 205ZM108 203H109V201H108ZM154 204V202L152 201V203H150L149 204V201H148V207H147V213H149V215L150 216H153V217H155L156 215H154L153 213L156 211L155 210V206L157 205V204ZM13 204H15L16 205V203H14V201H13ZM18 204V203H17ZM56 204V203H55ZM63 204V203H62ZM90 204V203H89ZM89 204L87 205V207L89 206ZM95 203H93V205H94ZM110 204V203H109ZM203 204H204V202H203ZM213 204V203H212ZM7 205V204H6ZM19 205V204H18ZM25 205H27V204H25ZM82 205V206H81ZM92 205V204H91ZM91 205H90V207H91ZM96 205V204H95ZM94 205V206H95ZM138 205V206H139ZM141 205H142V203H141ZM139 206V207H142V206ZM198 205V204H197ZM8 206V205H7ZM27 206H29V205H27ZM29 206V207H30ZM47 206V207H46ZM58 206V205H57ZM98 206H99V204H98ZM200 206V205H199ZM201 206H200V208H201ZM9 207H11V204H10V206ZM9 207H7V208H9ZM15 208H17L16 206H14ZM22 207V206H21ZM23 207H24V205H23ZM51 207H53L54 209L56 208V206H51ZM59 207H61V206H59ZM61 207V208H62ZM65 207H67L66 209V211H65ZM87 207L85 208V209H87ZM93 207V206H92ZM92 207H91V209H92ZM104 207V206H103ZM102 207V208H103ZM144 207H145V205H144ZM143 207V208H144ZM157 207V206H156ZM211 207V206H210ZM215 207V206H214ZM234 206L232 205V208H233ZM3 208H4V206H3ZM6 208V207H5ZM4 208V209H5ZM19 208V207H18ZM17 208V209H18ZM25 208V207H24ZM47 208V209H46ZM52 208V209H53ZM96 208H98V207H96ZM146 208V207H145ZM158 208V207H157ZM197 208V207H196ZM200 208H198V210L200 211ZM17 209H16V211H15V209L13 208V210L15 211V213H14V211H13V214L15 215L16 214V212H17V214L18 213H20L21 212V210L22 209H18V210H20V211H17ZM27 209V208H26ZM57 209V208H56ZM85 209H83V210H85ZM91 209H89L90 211H91ZM93 209H95V207H93ZM140 209V208H139ZM142 209V208H141ZM202 209V208H201ZM7 210H9V209H6V210H4V212L6 211V213H7ZM27 210H29V208L27 209ZM80 210V211H79ZM88 210V209H87ZM136 211H138L137 209H135ZM155 210V211H154ZM212 210H214V208H212ZM216 210V209H215ZM231 210V209H230ZM1 211V210H0ZM9 211H11V210H9ZM24 211V210H23ZM52 211V210H51ZM55 211V210H54ZM134 211V210H133ZM26 212V213H27ZM84 212V211H83ZM86 212V211H85ZM135 212V211H134ZM157 212V211H156ZM155 212V214H158V213H156ZM216 212H217V210H216ZM3 213V212H2ZM1 213V214H2ZM22 214H23V212H21ZM20 213V214H21ZM92 213V212H91ZM133 213V212H132ZM136 213V212H135ZM135 213H133V214H135ZM139 213V215H140V212H138ZM198 213V212H197ZM203 213V212H202ZM204 213H205V211H204ZM203 213V214H204ZM212 213H214V211H212L211 212V214ZM0 214V215H1ZM4 214V213H3ZM3 214H2V216H3ZM9 214V213H8ZM11 214V213H10ZM87 214V213H86ZM89 214V213H88ZM137 214V213H136ZM135 214V215H136ZM141 214H143V213H141ZM145 214V213H144ZM199 214H201V213H199ZM217 214H218V212H217ZM6 215V214H5ZM3 216V217H6V216ZM134 215V217H132L131 216V218H133V219H136L135 216ZM138 215V214H137ZM146 215V214H145ZM202 215V214H201ZM201 215H198L197 214V219H198V216L200 217ZM207 215V214H206ZM205 215V216H206ZM214 215V214H213ZM213 215L211 216V217H213ZM216 215V214H215ZM214 215V217H216ZM12 216V215H11ZM10 216V218L11 219H13L12 217ZM20 216V218H21V215H19ZM28 216V215H27ZM26 216V217H27ZM78 216H79V214H78ZM90 216L91 215H89V218H90ZM143 216V215H142ZM148 216V215H147ZM149 216V217H150ZM204 216V215H203ZM204 216V217H205ZM77 217V216H76ZM88 217V216H87ZM86 217V218H87ZM153 217H151V219L153 218ZM157 217V216H156ZM156 217L155 218H153L154 219V221H155V219H156ZM206 217H208V215L206 216ZM9 218V219H10ZM19 218V219H20ZM24 218V217H23ZM29 218V217H28ZM27 218V219H28ZM60 218H62L63 219V222H61V220H60ZM74 218H75V216H74ZM80 218L83 220V218H85L84 216H83V218L80 216ZM139 218H141V215L139 216ZM139 218H138V220L137 221H140L139 220ZM143 218H145V217H143ZM148 218V217H147ZM203 218V217H202ZM228 218V217H227ZM8 219V216L6 217V220ZM18 219V221H20ZM27 219H24V221L25 220H27ZM77 219V218H76ZM150 219V223H149V221H147L148 223H146V221L144 222V221H142V222H140V223H146V224H149V227H150V229L154 226V222L152 221ZM200 219V218H199ZM198 219V220H199ZM204 219V218H203ZM208 219H210V218H208ZM5 220V219H4ZM4 220H2V221H4ZM14 220H15V218H14ZM13 220V222H15ZM29 220V219H28ZM28 220L26 221V222H28ZM86 220H88V219H85V221ZM90 220V219H89ZM107 220V219H106ZM131 220V219H130ZM144 220H146V219H144ZM158 220V219H157ZM156 220V221H157ZM201 220V219H200ZM1 221V222H2ZM9 221V220H8ZM16 221H17V219H16ZM17 221V222H18ZM23 221V220H22ZM81 220L79 219V222H80ZM109 221V220H108ZM205 221V220H204ZM225 221H229V220H225ZM1 222H0V224H1ZM5 222V221H4ZM16 222V223H17ZM71 222V221H70ZM84 222V221H83ZM101 222V221H100ZM111 222V221H110ZM113 222V221H112ZM112 222L111 223H109L110 224V226L108 225V224H106V225H108L110 228H111V225H112ZM130 223L131 222H133V221H129ZM135 222V221H134ZM159 222V225H160V221H158ZM206 222V221H205ZM208 222V221H207ZM211 222V221H210ZM8 223V222H7ZM16 223L14 224V225H16ZM20 223V222H19ZM18 223V224H19ZM22 223H24V222H22ZM22 223H20L21 224V226H23L22 225ZM87 223V222H86ZM101 223H104V222H101ZM107 223V222H106ZM117 223V222H116ZM137 223V222H136ZM140 223H139V225H140ZM143 223V224H144ZM157 223V222H156ZM186 223V222H185ZM203 222H201L200 223V225L202 224ZM9 224V223H8ZM7 224V225H8ZM27 224H29V223H27ZM105 224V223H104ZM104 224H102L104 227H105V225ZM134 224V223H133ZM143 224H141V225H143ZM196 225L198 224V223H195ZM194 224V226H196ZM1 225H3V223L1 224ZM12 225V224H11ZM76 225V226H75ZM80 225H81V223H80ZM78 226V227H83V226ZM86 226H87V224H85ZM101 225V226H102ZM115 225V224H114ZM114 225H112V226H114ZM120 225V224H119ZM130 225L131 224H129V225H126V226H128V228H130ZM136 225V224H135ZM140 225V226H141ZM189 225V224H188ZM190 225H191V222H190ZM204 225V224H203ZM206 225H208V223L206 224ZM205 225V226H206ZM19 227H21L20 225H18ZM37 226H39L38 228L39 229H37ZM99 226H100V224H99ZM148 226V225H147ZM147 226H144L145 228H147ZM162 226H163V224H162ZM192 227H193V223H192V225H191ZM225 226V225H224ZM2 227H4V225L2 226ZM1 227V228H2ZM13 228V226H10V228ZM18 227V228H19ZM24 227V226H23ZM22 227V228H23ZM27 227H28V225H27ZM108 227V228H109ZM118 227V229H121V227L119 228V226H117ZM116 227V228H117ZM134 229H136L134 226H132ZM131 227V228H132ZM139 227V226H138ZM149 227H148V229H149ZM164 227V226H163ZM200 227V226H199ZM202 227H204V226H202ZM202 227L200 228V229H202ZM208 227H210V224H209V226ZM9 228V227H8ZM15 228H17L16 226L14 227V229ZM84 228V227H83ZM83 228H80L81 230L83 229ZM101 228V227H100ZM99 228V229H100ZM103 228V227H102ZM102 228H101V230H102ZM107 226H106V229L104 230V228H103V230L104 231H106L107 229ZM110 228L108 229L109 231H110ZM115 228V229H116ZM127 227L125 228V229H128ZM155 228V227H154ZM153 228V229H154ZM160 227H158L157 228V230L159 229ZM166 228V227H165ZM3 229V228H2ZM26 229V228H25ZM28 229V230H29ZM74 229V230H75ZM78 229V228H77ZM76 229V230H77ZM85 229V230H84ZM83 229V231H85V233H86V228H84ZM141 229H142V226H141ZM147 229V230H148ZM153 229H152V231H153ZM156 229V228H155ZM4 230V229H3ZM21 229H19V231H20ZM23 231H24V229H22ZM22 230H21V232H22ZM112 230V229H111ZM130 230H132V229H130ZM139 230V229H138ZM156 230V231H157ZM161 230H162V227H161ZM166 230V229H165ZM203 230V229H202ZM204 230H207V229H204ZM213 230V229H212ZM211 230V231H212ZM18 231V232H19ZM27 231V230H26ZM25 231V234L28 232H26ZM30 231V232H31ZM71 231V230H70ZM103 231V232H104ZM136 231V230H135ZM144 231V230H143ZM143 231H142V233H143ZM146 231V230H145ZM144 231V232H145ZM149 231V230H148ZM163 231V230H162ZM208 231L209 232H211L210 230H209V228H208ZM215 231V230H214ZM0 232H1V229H0ZM7 232V231H6ZM11 232H14V231H11ZM11 232H10V235L9 236H11ZM72 232V231H71ZM88 233H89V230L87 231ZM115 232V231H114ZM116 232H117V230H116ZM118 232H119V230H118ZM124 232V231H123ZM127 232L129 233H132L131 231H128L127 230ZM150 232V231H149ZM166 232V231H165ZM207 232V231H206ZM205 232V233H206ZM2 233V232H1ZM76 233V231L73 233L72 232V234L74 235ZM81 233H83L82 231H81ZM81 233H79V235L81 234ZM86 234V237H87V235H89V234ZM107 233V232H106ZM113 233V232H112ZM120 233V232H119ZM122 233V232H121ZM127 233V234H128ZM136 232H133V234L131 235L132 237H133V235L135 234ZM146 234H147V232H145ZM158 233V232H157ZM162 233V232H161ZM21 234V233H20ZM28 234V233H27ZM30 234H32V233H30ZM38 234L36 235L37 237H38ZM70 234V233H69ZM103 234H105V233H103ZM123 234L124 233H122V234H119V235H122L123 236ZM126 234V235H127ZM155 234H156V232H155ZM160 234V233H159ZM164 234V233H163ZM162 234V235H163ZM207 235H205L203 232H202V235L203 236H208L209 234L208 233H206ZM215 234H216V232H215ZM215 234H214V236H215ZM14 235H16V234H14ZM23 235H24V233H23ZM73 235H71V236H73ZM76 236L78 235V234H75ZM82 235V234H81ZM83 235H84V233H83ZM82 235V236H83ZM106 235V234H105ZM107 235H111L110 233H108ZM106 235V236H107ZM113 235H115V234H113ZM118 235V234H117ZM130 235V234H129ZM129 235L127 236V237H129ZM140 235H143L144 236V233L143 234H141L140 233ZM161 234L159 235L160 237L162 236ZM0 236H2L0 239H2L4 236H3V234L2 235H0ZM17 236V235H16ZM15 236V237H16ZM116 236V235H115ZM121 236V237H122ZM153 236H155V235H153L152 233H151V235H150V233H149V235L148 236H145V238L147 239V238H149V239H147L149 242H150V238H152ZM166 236V235H165ZM212 236H213V234H212ZM220 236V235H219ZM22 237H24V236H22ZM67 237V236H66ZM69 237V236H68ZM110 237V236H109ZM111 237H113L112 235H111ZM118 237V236H117ZM123 237H125V235L123 236ZM135 237H136V235H135ZM131 238L130 237V239L131 240H129V242L130 243H132L133 241H132V239H138V238ZM139 237V236H138ZM158 237V235L156 236V238ZM159 237V240H161V238ZM225 237V236H224ZM223 237V238H224ZM6 238V237H5ZM5 238H3L4 240H3V242H5ZM16 238H18V236L16 237ZM34 238V237H33ZM33 238H32V240H33ZM39 238H38V240H39ZM82 238V237H81ZM80 238V240H82ZM85 240L86 239H90V237L88 236V238H85V237H83ZM140 238H142L141 236H140ZM139 238V239H140ZM145 238H143L144 239V241H145ZM155 238V237H154ZM155 238V240H157ZM163 238H164V236H163ZM208 238H210V236L208 237ZM212 238V237H211ZM215 238H217V242L220 240V238L218 239V237L216 236ZM215 238H213V239H215ZM227 238V237H226ZM12 239H14V237L12 238ZM12 239H11V241H12ZM19 239V238H18ZM24 239H25V237H24ZM28 239V238H27ZM34 239H36V238H34ZM76 239V238H75ZM84 239H83V241H84ZM114 239V238H113ZM113 239L111 238V241H113ZM115 239H117V238H115ZM126 239V238H125ZM143 239H142V241H141V243L143 242ZM213 239H211L212 241H213ZM221 239H222V237H221ZM7 240H8V238H7ZM6 240V241H7ZM120 240H121V238H120ZM152 240L154 241V239L152 238ZM151 240V241H152ZM209 240V239H208ZM224 240V239H223ZM226 240V239H225ZM224 240V241H225ZM228 241H226L225 242V244H224V246L226 245H229V242H230V240L229 239H227ZM26 241V240H25ZM28 241V240H27ZM59 241V240H58ZM70 241V240H69ZM114 241H116V240H114ZM113 241V242H114ZM137 241V240H136ZM135 241V242H136ZM139 241V240H138ZM147 241V245H149L150 243ZM162 241V240H161ZM215 241V240H214ZM221 241V240H220ZM224 241H223V243H224ZM0 242H2V240L0 241ZM10 242V241H9ZM13 242H14V240H13ZM45 242V241H44ZM47 242V241H46ZM53 242V241H52ZM52 242H49V243H47L48 245L50 244V243H52ZM65 242V241H64ZM112 242V243H113ZM121 242H122V240H121ZM126 242H127V240H126ZM125 242V243H126ZM134 242V243H135ZM156 242V244H155V246L158 244L157 243V241H154V243ZM159 242V241H158ZM175 242V241H174ZM217 242H214L213 244H217ZM227 242H228V244H227ZM12 243V242H11ZM20 243H22V241L20 242ZM24 243V242H23ZM22 243V244H23ZM26 243V242H25ZM55 243V242H54ZM66 243V242H65ZM125 243H124V245H125ZM134 243H132L131 245H133L134 247H135V245H134ZM136 243H138V242H136ZM141 243H140V246H141ZM152 243V242H151ZM160 243V242H159ZM172 243V242H171ZM210 243H211V241H210ZM2 244H4V243H2ZM9 244L10 243H8L7 244V242H6V246L8 245L9 246ZM12 244H17V243H12ZM27 244V243H26ZM38 244V243H37ZM42 244V243H41ZM41 244H39L40 246H41ZM44 244V243H43ZM53 244V243H52ZM55 244H57V243H55ZM54 244V245H55ZM68 243H66L65 245H67ZM115 244H117V243H115ZM118 244H119V240H118ZM117 244V245H118ZM122 244H123V242H122ZM146 244V243H145ZM153 244V243H152ZM151 244V245H152ZM162 244V243H161ZM170 244V243H169ZM222 244V242L220 243V245ZM24 245V244H23ZM53 245V246H54ZM64 244H62V246H63ZM69 245V244H68ZM123 245V246H124ZM130 245V246H131ZM144 245V244H143ZM160 245V244H159ZM163 245V244H162ZM162 245H160L159 247H155V248H160V247H162ZM172 245V244H171ZM170 245V246H171ZM218 245V244H217ZM220 245H219V248H221L220 247ZM235 245V244H234ZM2 246V245H1ZM7 246V248H9ZM14 246V245H13ZM31 246H33V245H31ZM31 246H29V248L31 247ZM52 246V245H51ZM56 246V245H55ZM57 246H59V245H57ZM76 246V245H75ZM78 246H82V245H78ZM122 246V245H121ZM130 246H129V244H128V247L130 248ZM139 246V247H140ZM154 246V245H153ZM165 246V245H164ZM172 246H175L174 245V243H173V245ZM171 246V247H172ZM223 246V248H226L227 250H224L225 251V253H227L228 251H230V249L229 248H227L226 246L224 247ZM231 246H233V245H231ZM4 247V246H3ZM11 247V246H10ZM28 247V246H27ZM34 247V246H33ZM32 247V248H33ZM41 247H43V245L41 246ZM50 247V246H49ZM48 247V248H49ZM70 247V246H69ZM125 247V246H124ZM138 247V246H137ZM170 247V248H171ZM217 247V246H216ZM13 248V247H12ZM19 249H20V247H18ZM28 248V249H29ZM31 248V249H32ZM60 248V247H59ZM119 248V247H118ZM121 248H123V247H121ZM121 248H119V249H121ZM142 249L144 248V247H141ZM148 248V247H147ZM163 248V247H162ZM165 248V247H164ZM173 248V247H172ZM219 248H217V249H219ZM231 248V247H230ZM233 248V247H232ZM234 248H235V246H234ZM0 249H2V248H0ZM14 249V248H13ZM22 249V248H21ZM56 249V248H55ZM67 249V248H66ZM131 249V248H130ZM132 249H134L133 247H132ZM141 249V250H142ZM149 249V248H148ZM151 249V248H150ZM152 249H153V247H152ZM3 250V249H2ZM6 250V249H5ZM9 250V249H8ZM8 250H6V251H8ZM16 249H14V251H15ZM51 250H53V249H51ZM50 250V251H51ZM59 250V249H58ZM63 250H64V246H63ZM82 249H80V251H81ZM127 249H125V251H126ZM145 250H147V249H145ZM157 250V249H156ZM159 250V249H158ZM162 250V249H161ZM164 251L166 250H168V249H163ZM172 250V249H171ZM222 249H221V251L224 253V251H223ZM233 250V249H232ZM1 251V250H0ZM30 251H32V250H30ZM48 251H49V249H48ZM54 251V250H53ZM121 251H124V249L122 250L121 249ZM125 251L123 252V254H125ZM128 251V250H127ZM143 251H144V249H143ZM150 251V250H149ZM149 251H148V253H149ZM219 251H220V249H219ZM218 250H217V252H219ZM234 251V250H233ZM236 251V250H235ZM10 252H11V250H10ZM24 252V251H23ZM29 252V251H28ZM34 252H36V251H34ZM78 252H79V250H78ZM129 255L128 256H131V254L133 253L134 254V251L132 252V250L130 251L129 250ZM136 252V251H135ZM138 252V251H137ZM136 252V253H137ZM153 252V251H152ZM151 251H150V253H152ZM240 252V251H239ZM3 253V252H2ZM45 253V252H44ZM48 253V252H47ZM53 253V252H52ZM57 253H59L58 251H57ZM61 253V252H60ZM76 253V252H75ZM139 253V252H138ZM146 253H147V251H146ZM147 253V254H148ZM156 253V252H155ZM154 253V254H155ZM168 253H169V251H168ZM234 253V252H233ZM232 253V254H233ZM5 254H7L6 252H5ZM9 254V253H8ZM6 255L5 256V258L7 257V256H9V255ZM15 254V253H14ZM13 254V255H14ZM19 253H17V255H18ZM55 254V253H54ZM78 254V253H77ZM144 254H145V252H144ZM147 254H145V255H147ZM153 254V253H152ZM151 254V255H152ZM216 254V253H215ZM220 254H221V252H220ZM228 254V253H227ZM231 254V253H230ZM11 255V254H10ZM17 255H14V256H17ZM24 255V254H23ZM33 255H35V254H33ZM122 255V254H121ZM140 255H141V253H140ZM143 255V254H142ZM145 255H144V257H145ZM158 255V254H157ZM168 255V254H167ZM238 255H241L240 253L238 254ZM242 255H244V254H242ZM13 256V257H14ZM36 256V255H35ZM39 256V255H38ZM57 256H59L60 257V259H61V256H60V254L58 255L57 254ZM69 256V255H68ZM123 256V255H122ZM179 256H182V255H179ZM215 256V255H214ZM217 256L219 257V255L217 254ZM216 256V257H217ZM229 256V255H228ZM228 256H226L225 258H229ZM237 255H235V257H236ZM1 257V256H0ZM4 257V256H3ZM2 257V259H4ZM12 257V256H11ZM13 257H12V259H13ZM25 257V256H24ZM45 257V256H44ZM59 257L58 258H56V259H59ZM121 257V256H120ZM123 257H126V255L125 256H123ZM123 257H121V258H123ZM140 257V256H139ZM139 257H137L136 259H134L133 260V263L135 262V261H140V260H137V259H139ZM147 257H149L150 258V255H148ZM152 257H156V254L153 256L152 255ZM152 257L150 258V259H152ZM157 257H159V255L157 256ZM164 258L165 257H167L166 255H164L163 256ZM163 257H160V258H163ZM220 257H221V255H220ZM241 257V256H240ZM22 258V257H21ZM35 258V257H34ZM38 258V257H37ZM51 258V257H50ZM52 258H54L55 259V257H52ZM127 258V257H126ZM132 258H133V256L131 257V261L130 262H132ZM177 258H179V257H177ZM215 258V257H214ZM222 258V257H221ZM223 258H224V256H223ZM225 258H224V260L223 261H225ZM238 258V257H237ZM242 258V257H241ZM1 259V258H0ZM7 259V258H6ZM6 259H4L5 261H6ZM19 258H17V259H15V262L18 260ZM23 259V258H22ZM32 259V258H31ZM67 259V258H66ZM69 259V258H68ZM81 259H83V258H81ZM128 259V258H127ZM141 259V258H140ZM146 259V258H145ZM154 259V258H153ZM152 259V260H153ZM156 259L158 260L159 258H155V261H156ZM182 259V258H181ZM180 259V260H181ZM216 259V258H215ZM239 259V258H238ZM9 260V259H8ZM43 260V259H42ZM123 260H125V258H123L122 259V262H123ZM128 260H130V258L128 259ZM127 260V261H128ZM147 260V259H146ZM145 260V261H146ZM162 261L161 262H163V260L164 259H161ZM165 260L167 261V259L165 258ZM179 260V261H180ZM185 260V259H184ZM222 260V259H221ZM236 260V259H235ZM2 261V260H1ZM0 261V262H1ZM5 261H2L3 263L5 262ZM10 261V260H9ZM31 261V260H30ZM37 261V260H36ZM52 261V260H51ZM50 261V262H51ZM54 261V260H53ZM56 262L58 261V260H55ZM61 261V260H60ZM70 261H72V260H70ZM144 261V263H146V264H148L147 262H145ZM148 261V260H147ZM166 261H164V262H166ZM177 261V260H176ZM215 261V260H214ZM220 261V260H219ZM258 261V260H257ZM262 261V260H261ZM14 261H12V263H13ZM18 262V261H17ZM17 262H16V264H17ZM47 262V261H46ZM68 262V261H67ZM130 262H129V264H130ZM157 262V261H156ZM181 262H182V260H181ZM221 262V261H220ZM7 263V262H6ZM21 263H23V262H21ZM20 263V264H21ZM73 263V262H72ZM79 263V262H78ZM77 263V264H78ZM125 263H128V262H125ZM140 263V262H139ZM143 263V264H144ZM153 264L155 263V262H152ZM157 263H159V264H161L160 263V260H159V262H157ZM183 263H184V261H183ZM183 263H181V264H183ZM217 263V262H216ZM2 264V263H1ZM5 264V263H4ZM14 264V263H13ZM55 264V263H54ZM70 264V263H69ZM76 264V263H75ZM134 264H136V263H134ZM151 264V263H150ZM156 264V263H155ZM167 264V263H166ZM177 264H180V263H177Z\"/></svg>", "mask_w": 264, "mask_h": 264}]
</instances>
